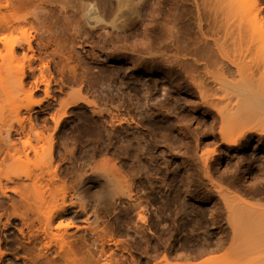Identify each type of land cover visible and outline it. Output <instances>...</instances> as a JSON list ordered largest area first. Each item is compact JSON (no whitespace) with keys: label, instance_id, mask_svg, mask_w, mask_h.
Masks as SVG:
<instances>
[{"label":"rangeland","instance_id":"obj_1","mask_svg":"<svg viewBox=\"0 0 264 264\" xmlns=\"http://www.w3.org/2000/svg\"><path fill=\"white\" fill-rule=\"evenodd\" d=\"M7 1L6 0H0V4H1L0 7ZM22 1H21L20 5H16V7H14V11H12L13 9L10 11V12H12V13H10L11 24L13 21V22H15V25L14 24L13 25L16 26V23L18 21H21V24H20V22H18L17 23L18 25L16 26V28H18V27H21V28L16 29L13 26L16 30L14 29V31H9V30H13V29H10L9 27H8V29H5V28H7V26L5 27V25L2 24L3 22L1 23L3 25L2 26L3 28L0 26V72H1L0 74H2L1 75V77H2L4 75L7 76V74H9L8 71H10V72L16 71V73L17 72L19 73L20 71L22 72V70H23L22 73L23 74L25 73L24 75L26 78L24 79V77H23V81H22L23 83L21 86L22 87L24 86L23 87L24 89L26 87V90H23V88H20L21 86H19L17 83H15L13 86L16 85L15 88L19 89V95L16 94V96H15V93L12 92L11 97H9L10 96L9 93H8V96H6L7 91L9 90L10 87L7 88V86L5 85L6 86V93H5L4 92L5 86L3 84H1L4 81H3V79H2V81H0V86H4V89H2L3 87L2 88L0 87L2 89L1 91L4 92V93H0L1 94L0 95V118L2 120V121L0 120V128L6 122V119H7L6 114L9 113L10 111L14 112L13 108L12 109L10 108V105L12 104L11 101L13 99H15L16 102L18 101L17 102L18 104L21 103L22 105L24 104V106H25V108H24L21 106V104H19L21 107V110H20L19 108H16L19 105H16L15 101L13 100L14 103L12 105L14 106V109L16 108L15 110H17V111L19 109V111H18L19 117L22 118V117H25L26 114L29 115V118H31L29 120L31 123H29V124H32V125H30V126H32V129L34 130L36 128L35 126H37L36 129L38 132H35V133H39V131H42V132L39 135L40 141L38 139H34V137H36V136H34V132L32 134L31 130L28 131L29 125H26V124H28V116L26 115L27 118L26 117H25V119L22 118L24 120V123L27 122L24 125L27 128V129H25L26 133L29 135V132H30V135L32 134L34 137H32L30 135H29L30 137L28 135H26V136L23 135V136H25L23 138L21 136L22 134L18 133V131L20 130L19 129L17 131V134H19L21 136V138H19L18 135L15 133V130H17V127L19 125H17V122H14V121H16V118H14L15 116H13L14 113L12 112L13 113L12 117L15 120L14 121L12 120L11 126H13V129L14 128L15 129L12 131L11 130L12 127H9L10 130L4 129V131L9 130L10 137H8V138H11V139H8V140L14 141L15 142L14 145H17L16 142L18 143V141H20V143L22 144L24 141L23 139H25L27 137H28V140H30V138L32 137L31 139L38 140L39 143H41V141L44 142L43 138H45V136L47 137V135L51 133V135H52L51 137L53 140L50 139V142L52 144L54 143L52 145V148H53V153L55 156L54 158H56L53 160V162L55 163V167L57 166L59 168V170H61V169L63 170L64 166H65V168H67V167H69V165H71L70 162L74 158V155H72V154H75L76 152L83 153L85 160H87V158H90L93 155H94L93 156L94 160L96 159V157L99 158V160L96 159L95 162H97V160H98V162L100 160H101V162L106 160V162L104 161V165L108 164L107 160L108 161L112 160L110 163H112V166H114L113 163H115L116 169L118 168V167H116V164L119 166V168L121 169L120 170L121 176L124 175V180H125L126 176H128L127 177L128 179L127 178L126 179L128 180L129 183L126 182L127 184H125V185H130V186H128V191L130 188L129 193H133V194H129L128 191L126 192V190H124V191L130 196L136 195L135 196L136 198L138 196L140 197V198L138 197V199L134 198L135 199L134 200L131 196V199H133V201L132 200L131 201L133 203H135L134 205H136L137 208L134 205L131 206L132 203L129 201L130 198H128L129 199L128 201L130 203L128 201L124 200V199H126V197H128V195L126 193H124V195H123L124 199L121 198V199H123V201L120 202L117 200L118 202L115 203V205H114L115 207L108 205L107 202L110 201L109 196L101 195L100 197H98L97 199H98L99 203L96 201L97 202L96 207H97V204L99 205L101 203L99 206L102 205V207L104 206L107 209H105L104 207H103V209H101L102 207H98V210H97V208L94 207L95 211L97 210L95 217L97 215L99 216L100 213L102 214V216L100 214L98 220H97L98 217L95 219L96 221L93 219V218H95L94 216H90L91 219L94 220L93 221L94 224L96 222L95 226H93L94 224H91L92 221L90 218H88V221H87L88 224L86 223V221L85 222L84 221H76V223H78V225L82 226L83 228L80 226L77 227V224L75 223L76 227L69 229V232L71 231L70 234H72L70 238L74 237V238H72V240H74V242L72 241L73 242L72 246L76 250L75 262L77 264L79 262H81L80 264H96V263L100 264L101 261L105 263L106 261H103L105 259V258H103V256L106 257L108 255V253L114 252L113 254L110 253L113 256H111L109 254L110 259L113 262V260H114L113 257H114L115 263L121 261V262H119V264L120 263H122V264H148V263L149 264H154V263L155 264H157V263H160V264H237L238 263L237 260L239 258L248 257L249 254H250L249 256H251V258L253 257V258H255L254 260L258 261L257 263L255 261V264H264V225H263L264 221H262V220H264V218L261 219L263 217V215H262V217L258 216L261 212L258 214L259 211L257 213L254 211L255 212L254 214H257L256 216H254V214H252L254 217L257 218V219L255 218L253 220H257V222L259 221L258 218L261 217L260 218L261 224H260V222H258V224L252 225L251 223L253 220L251 221V219L253 218V216H251L250 221L247 220L249 222V223L248 222L247 223L250 224V226H248V224H246L247 226H245L243 224L244 226L241 225L242 227H241V229H239L240 232L246 234L245 235L246 238L243 239L244 235L242 236V233H241V236L237 235V238H240V237L241 238L236 243V240H237L236 237H234L235 240H231L232 239V233L235 232L234 228L236 229V227H234V225L232 227H230L229 224L228 225L226 224V223H228L226 221H228V215L227 214H228V211H230V208L227 209L225 207L226 203H224L225 205L223 207L222 203L225 200H223L224 198L222 199V196L219 197L220 194L222 195V193H219L220 190L221 191L223 190L222 192L225 191L224 193H226L225 195L228 197L227 198L226 196H224L226 199L232 198L231 197L232 194L229 195L232 192L233 193L232 199L235 201H233L232 199H230L232 201L227 200L230 202V203L227 202L228 203L227 205L230 204L229 206H233L234 202H236L237 204L239 203L238 199H235L234 195L236 197H239L238 195L242 193L243 196H246V194L247 193L249 194V191L251 190L250 193L259 192L260 193L259 195H262V196H260L262 201L260 199H259V201L264 202V198H263L264 197V174H263L264 173L263 172L264 171V141H263L264 140L263 139L264 138V129L262 128L264 121H262V120L259 121L258 119H260V118H258V116H257L258 119L257 118H255V119L253 118L252 120L250 119L251 116H253V117L255 116V115L251 114L252 110L255 111V114L257 112L258 115L264 114V112L261 111L260 109H258L257 107H255V109H252V110L249 109L251 111V112H248V114H251L250 118H249L248 114L245 113L246 109L248 107L243 105L244 107L240 108V109L245 110V111L242 110V112H243L242 116L240 114L241 110L239 111V114L230 115L228 113H237L238 112L237 110H236V112H231L233 109L238 108L237 107L238 104L239 105L246 104L247 101H249L247 103H250V100H247V99H246V101L243 100L241 102H244V101L245 102L242 104L239 103V101L236 103L237 100H235V102H234V100L231 101V103L234 102L237 105H235L233 103L232 104L228 103L232 107H233V105L235 106L234 108H232L230 106L232 108V110H227L228 111V113L226 112L227 114L223 111L224 112L223 114L226 115V117H224V118H227V116H229V115L231 116V119L229 121L235 119L234 117L238 116V115L240 116V119L242 117L243 118L246 117V119H247V117H248L250 119V122H247L246 125H249V126L254 124V123L256 124L257 121H259V122L262 121V126L260 128L257 127L256 125L254 127L250 126L251 129L253 130V128H254V130L253 131L250 130L249 132L247 131L246 134L244 135L246 137H244V136L242 138L240 137L241 140L238 138L239 132L238 133L236 132V134H234L235 137L234 136L233 137L236 138V136H237L238 141H236V143H235L236 146L234 149L233 148L234 144L233 145L227 144L224 140H220L221 139V137H219V136H221L220 130H217V129H219L218 126H220L222 124L220 122V120H222V119L219 120L220 115H218V114H217L218 116L216 115L218 117V119H216L217 118L216 116H213V114L215 115V113H213V111L217 113V111H215V109H210L212 107L206 106V104L202 105V102L204 100L203 96H205L202 94L204 90L203 91L200 90L201 94H199V95H203V96H199L198 92H197V88H196L197 86H199L198 91H199L200 87L205 88V89L207 88L208 90H210V91H208L206 89L205 91H207V94H208V92H209V94H212L213 97L210 95L206 96L205 97L206 101H208L209 99L211 100L212 98L216 99L217 97L220 99L219 96H221V97L223 95L226 96L227 90H229L228 95L231 93H232V95H234V94L236 95V94L240 93L238 95L245 97L246 91L248 90V89L245 90L247 88L246 84H245L246 80H242L245 78L238 80L239 77H237L235 74V72H237V71H235L233 73V69H235V67L230 65V63H233L234 60H235V63L245 61L244 62L245 66H246V61H248V63L251 62L250 66H249V64H247V66H246L248 71H247V69L243 68L246 70V72H245L246 74L245 75L243 74V75L245 77L247 75L248 77L251 78V80L249 78H246V79H248L247 81L251 83V86L264 87V83H263L264 80L261 79V78L264 79V75H263L264 74V72H263L264 71V65H263L264 64V30H263V33L260 35V33L255 32L256 30H254V28H252L250 25H248V24H250L249 19H250V17H252L250 15L253 14V10H254V13H255V11H257V12L261 13L260 15H263V17H264V0H255V1L247 0V2H245L246 1L245 0V1H243V3L245 2L247 4V6H246V4L244 5L245 8L243 7V4H241L242 3L241 0H239V2H238V0L237 1L233 0L234 2L236 1V3H240L242 5V7L240 5L239 9H237L236 7H237V5L239 6V4L234 5L235 9H237L238 11H237V13H236V11H235V13L231 12V13H234L232 15L231 19H229L231 17V15H229L230 16L229 17L228 13L226 15V16H228V19H227V17L226 18L223 17V16H225L224 13L227 12L228 10L226 8V9H224L225 12H222L223 8L226 7V5H224L225 7H222V5L225 2L227 4L228 1L232 2V0H228V1L225 0V2L223 4H222L223 0L221 3L219 2V0H216L217 2H219L221 4L222 8L220 6H218L216 4L217 2L214 0H212V1H214L215 3L212 2L211 0H131V2H130V0H128L129 3L127 1L125 3V5L127 4V6H124V7H127L126 9H124V7L122 9V7H120L124 4L123 3L122 5H120L122 3L120 1H123V0H119L120 4L116 0H111L112 3H113V1H116L117 2L116 4H119V5H114V6H116V7L119 6L121 8L120 9L118 7L120 9V11L118 10L119 14L116 11V14L118 17L115 16V17H113V19L119 18V21L117 19V21L119 23H122L120 21H123V20L125 22H127V24H126L123 21L124 23H122V24H125L124 26L123 25L120 26L121 24L119 25L120 27H122V30H120L121 28L118 26V22L115 21L116 19L112 20L111 26L115 27L113 25V21H114L115 25L117 23V27H116L117 29L114 28L111 30L109 28L110 27L109 24L111 22V20L109 19L110 16L107 13H105L104 11H99V13L103 12L102 16H101V13L98 14V12H94V11L91 12L93 14L94 13L97 14L98 17H95L88 12L89 13L88 15H91V17L89 16L88 18H92V20H93L94 19L93 17H95V20H94L95 23L92 20L89 21V19H88L87 27H86L85 20L83 21L84 23L82 22V24L80 23L81 24L80 25L79 22L82 21V19L80 20L82 12L80 13V15H78V13L80 12V9H79L80 4L77 3V2H81L80 0L79 1H77V0H48V1H51L50 2L51 5L48 1L46 2V0H36L37 2H35V0H29L30 2H28V0H22ZM38 1H39V3H38ZM41 2L44 4H42ZM97 2H98L97 0L94 1V3H97ZM13 3L15 4V2H13ZM40 3H41V5H40ZM75 3L77 4V6H74ZM232 4H234V3L232 2L231 6H232ZM42 5L44 6L43 8L45 10H42L43 9ZM229 5L227 4V7ZM4 7H5V5H3V8L1 7V11L3 9L4 13H5ZM74 7H75V9H74ZM217 7H218V9H217ZM246 7H250V9L252 7L253 10L247 11V9H249V8L246 9ZM220 8L222 9L221 11H220ZM229 8H230V6H229ZM242 8L244 11L240 10ZM58 9L61 11H59ZM78 10H79V12H78ZM121 10H122V12H121ZM232 11H234V9ZM129 12H130V14H129ZM99 15L101 17H103L102 18L103 21L106 20V21H104V23L107 22L106 24H108V21L110 20V22L107 26H105V24H103V21L99 18L100 17ZM78 16H80V17H78ZM82 16H83V14H82ZM108 16H109V18H107L108 19L107 20L106 17H108ZM223 18L227 19V25L228 24L231 25L233 23L235 25H233V24L232 25L235 27L233 28L232 25H231L232 28H231V26L229 27V25L227 26L225 24L226 20H224L225 22L222 21ZM26 19L28 20V22ZM78 19H79V21L77 22ZM83 19H85V18L83 17ZM10 20H9V24H10ZM22 20H26L23 22H27V23H22ZM228 20H229V22H228ZM74 21L76 23H74ZM90 22L92 24L94 23L93 24L94 27ZM129 22H131V23H129ZM238 22H239V24H238ZM132 23H134V24H132ZM74 24H75V26L79 25L78 29L80 27L82 29L80 28L79 29L80 31H79L74 26ZM83 24H84V26L82 27ZM89 24H91V25L89 26ZM20 25H22V26H20ZM101 25H102V27L103 26H105V27L102 28ZM126 25H128V26H126ZM251 25H253V24H251ZM73 26L77 29V31H75L76 33L78 31H79V33H81V32L83 33L85 30L89 33H87V32H85L83 34L81 33L82 36L79 33L76 34L73 31L75 29V28H73ZM223 26L229 27V28L226 27V30L231 29L232 31L231 32L225 31V28ZM238 26H239V28H238ZM113 27H111V28H113ZM104 28H105V32H103ZM89 29H90V31H89ZM94 29H97V30H94ZM107 29H109V30H107ZM21 30L22 31L24 30V31L21 32ZM91 30L92 31L94 30V31L92 32ZM100 30H101V32H100ZM106 30H107V32H106ZM114 30H117V31H114ZM27 32L29 33V37H31V35L33 36L31 39L34 41L31 40V44L34 43V46L32 45L33 46L32 48L34 49V51H31V49L29 51H27L28 49L27 50L24 49L27 47H24L26 44L25 43L23 44V42H22L23 40L22 41L20 40L22 42V45H21V42L17 40L18 38L24 39L28 35ZM99 32H100V35H99ZM108 32L110 35L113 33L115 34V32L119 35L116 38L114 37L115 35H111V37H110V36H108L109 35ZM22 33H27V35H25V37L22 38V35H23ZM122 33H123V35H122ZM105 34H106V36H104ZM203 34H205V35H203ZM20 35H21V38H20ZM101 35H103V37H101ZM100 38L102 39V41ZM120 38H122V39H120ZM15 40L20 43V44L17 43L18 44V46L16 45L17 47L15 46V42H14ZM125 40H127V41H125ZM159 41H161V42H159ZM106 42H108V43H106ZM109 42H111V43H109ZM104 43H105V46H104ZM121 43L123 46L121 45ZM124 43H126V44H124ZM124 46H125L126 50H124ZM157 46L158 47L162 46V47L160 49ZM103 47H105V48L107 47V49H106L107 51ZM110 48H112L113 50H115L116 48H119V49H117L118 53L116 50L113 51ZM142 48H144V49L141 50ZM147 49L151 52L154 50L155 52L153 51V53L150 52V54H149L147 52L148 51ZM23 50L26 52H23ZM139 50H141V51H139ZM123 51H125V52H123ZM146 52L148 53V55H146L147 54ZM120 53H122V54L120 55ZM188 53L190 56L188 55ZM69 54L72 55L73 57L67 56ZM112 54H113V56H112ZM127 54H129V55H127ZM142 54H144V55H142ZM162 54H164V55H162ZM193 54H194V57H193ZM25 55H26V57H25ZM33 55H34V57L36 56L35 57L36 59H34V58H33L34 60L29 59V57L31 56V58H32ZM141 55H142V57H141ZM161 55L164 57H165V55H167L166 59H163L161 57ZM184 55L186 57H183ZM227 55L229 57H227ZM117 56H118V58H117ZM123 56H126V57L124 58ZM149 56H151V59L149 58ZM223 56H226L225 57L226 59ZM66 57H70V58H66ZM71 57H72V59L73 58L74 59L72 60ZM171 57H173V58L175 57L174 61L175 60L176 61L174 62L173 60H171V59H173ZM239 57L240 58L242 57V59H241L242 61L239 60L240 59ZM243 57H247V59H245ZM75 58H78V59H75ZM142 58H143V60H141ZM161 58L164 61L166 60L165 62H167V63L162 61ZM168 58L170 59L169 60L170 63H168L169 61H167ZM182 58H183V60H182ZM192 58H194V59H192ZM227 58L230 60L232 59L231 60L232 62H229L230 60H227ZM66 59L71 60V61L69 60V63L71 64V66H69L70 70L72 68V64H73V67H75V65H76L75 69H77V70L75 71L74 68H72L73 73L72 72L70 73L69 69L66 70V68H68L67 64L70 65L69 63H66V61H67ZM110 59H112V60H110ZM191 59L193 60L194 64H192ZM243 59H245V60L243 61ZM177 60L179 62H177ZM188 60H189V63H187ZM114 61H116V62H114ZM180 61H182L181 62L182 67L180 65L182 70L179 69L180 68L179 67ZM223 61H225V62L227 61V62L223 63ZM40 62H42V64ZM142 62H144V64ZM65 63H66V67L64 66ZM136 63H138L139 65ZM221 63H223V65ZM80 64H81V67L83 66V68H81V67L77 68L80 66ZM84 64L85 65L87 64V66H85ZM89 64H90L91 69L88 66ZM91 64H93V65H91ZM133 64H135L136 66ZM198 64H199V66H198ZM237 64H235V65H237ZM240 64L242 65L243 63H240ZM132 65H133V67H132ZM164 65H165V67H164ZM188 65L191 68L192 72L194 71L191 74L189 73V72H191V70H190V68L188 69ZM193 65H194V68H193ZM195 65L198 66L199 68H197ZM224 65H227L226 67H228V68H226ZM29 66H31L30 67L31 69L28 68ZM41 66H44V67H41ZM174 66L175 67L178 66V67L175 68ZM238 66H239V64H238ZM243 66L244 65H242V67ZM262 66H263V68H262ZM134 67L135 68L137 67L136 68L137 70ZM183 67H184V70H187V71L190 70L188 73L190 75H193V77L196 78L195 80H198V82L196 81V85H194V83H195V81L193 80L194 78H192V76H190L187 73V71H186V75L183 74L184 73V72H182V71H184ZM185 67H187V68H185ZM201 67H203V68H201ZM219 67H223V69H221ZM21 68H22V70H20ZM84 68L86 71H88V72L85 71V74H84L85 76L83 75L84 72L81 74V69H84ZM143 68H144V70H143ZM28 69H30V70H28ZM88 69H90V70H88ZM166 69H168V70H166ZM219 69L226 70L225 73H224V71H222L223 76H221V71ZM227 69L229 71H227ZM239 69H241V68H239ZM31 70H34L33 71L35 73V74L33 73L34 77L32 76L33 74L32 75L29 74L31 72ZM39 70L40 71L43 70V71H41L42 75H41ZM91 70L93 73L91 72ZM66 71H69L68 73H70V74H67ZM74 71L76 74H74ZM4 72H7V73L5 74ZM96 72H98V73H96ZM229 73H230L229 77L232 76V78L235 77V79L237 77V79L235 80V79H232L231 77L230 78L224 77V75L227 76ZM71 74L74 76L72 77L71 80H69L68 78H69V76L71 77ZM93 74H94V76H93ZM239 74L240 75H238V76L242 75V73H239ZM18 75H20V74H18ZM29 75L31 77H29ZM97 75L101 78L102 82H104V83L101 82L100 78H98ZM179 75L181 77L182 76H184V77L181 78ZM103 76H105V77H103ZM185 76L187 77V79ZM189 76L191 77L192 81L194 82L193 84L191 83V79L189 80V78H190ZM1 77H0V79H1ZM36 77L38 78L39 81L37 80ZM2 78H4V77H2ZM13 78L15 79L18 77H13ZM46 78H47V80H45V82H44V79H46ZM94 78L97 80L99 79L98 83L99 82H101V83H99L97 85V83H96L97 80H95ZM210 78L212 79V81ZM215 78L219 79V81ZM7 79H8L7 81L9 82L10 81L9 78H7ZM33 79L34 80L36 79V80L34 81ZM220 79H222V80H220ZM26 80L29 82H27ZM31 81H33V82L31 83ZM41 81L44 83L41 84ZM78 81H79L80 85H78L79 84ZM253 81L254 82L257 81L258 83H256V82L253 83ZM92 82H94L93 85H92ZM221 82H226L230 86L225 85L224 83L222 84ZM29 83H31V87H30ZM49 83H50V85H49ZM242 83L244 85L243 88L241 86L234 85V84H238V85L240 84L241 85ZM45 84H47V85H45ZM7 85H9V84L7 83ZM44 85L46 86V88H48L47 93L44 92V89H45ZM206 85H208V86H206ZM218 85L220 87H222L223 89L225 88V90H221V88ZM217 86H218V88H217ZM247 86H248V84H247ZM12 88H14V87H12ZM209 88H211V89H209ZM218 90H221V91H218ZM240 90H242V91H240ZM243 90H245V92ZM16 91L17 90H15V92ZM23 91H26V93L23 94L24 93ZM222 91H224V92H222ZM9 92L11 93V90ZM21 92H23V93H21ZM213 92H215V93L217 92L216 96L214 95L215 93L213 94ZM79 94H82V96H79ZM69 95H71V96H69ZM232 95L230 96L231 99H233V97H235ZM86 96H88L89 98ZM94 96H95V98L97 96V98L96 99L94 98L95 100L94 99L92 100V98ZM224 96H223V98H225ZM70 97H72V98L69 99ZM77 97L78 98L82 97V100H84L85 103H82L83 101H81L80 100L81 98H80L77 100L78 102L75 101L76 102V104H75L74 98H77ZM84 97H86L85 98L86 100L84 99ZM112 97H113V100L111 99ZM208 97H209V99H208ZM102 98H104V99H102ZM108 98H110V99H108ZM235 98L238 99L237 96ZM98 99H100V101H98ZM118 99H120V100L118 101ZM200 99H203V100L201 101ZM215 99H213V100H215ZM217 99L214 101V103H216L217 101L219 102V100H217ZM68 100H70V103L67 102ZM71 100H72V102H71ZM122 100H124V101L127 100V101H125L126 102L125 103ZM225 100H228V99H225ZM27 101H29V104H33L31 106V108H29L30 105L28 104L29 106L26 109V106H27L26 102ZM97 101L99 103L104 101V104L106 102V104H105L106 106L109 103V105H108L109 107L104 106L103 103H100V105H102V106H100V105H98ZM116 101H118V102H116ZM123 102H124V105H123ZM128 102H129V104L132 103L133 105L129 106ZM71 103H73L74 105ZM79 103H80V105H79ZM110 103L113 104V106ZM115 103L116 104L118 103L116 106V108L118 107L117 109L114 106V105H116ZM150 104H151V106H150ZM199 104L201 106H199ZM220 104H221L220 106L216 104L217 108H219V109L222 108L223 106H226V103H224L223 100ZM152 105L155 107H153ZM251 105H253V104H251ZM87 106L92 107V108H96V109H91ZM103 106H104V109H102ZM120 106H122V108ZM157 106H158V108H156ZM227 106H226V108H227ZM111 107H113V108H111ZM204 107H205V110H204ZM245 107H246V109H245ZM23 108L25 109L24 111H23ZM64 108H69V109H71V111L69 109L67 110ZM108 108H110V109H108ZM132 108H133V110H132ZM155 108L157 109L156 111H154ZM224 108L220 109V111L218 113H220V112L222 113V110H224ZM251 108H253V107H251ZM58 109H59V111H58ZM111 109H112V112H115L116 114L118 112L121 113V114L118 113L121 116L124 113L125 116L127 115L125 118H127L128 115L131 114L127 118L128 119L126 121L127 123L124 122L123 123L124 125L122 124V126H118L119 128H117V130H112V131H111V129L109 130V128L107 126L108 124L103 125V123H106V122H104V119L102 120V117L105 118L104 116H106V119H108V121H109L110 118L108 117V115H105L106 114L105 111L107 110V112H110ZM119 109H121V110L119 111ZM207 109H209V111L211 110L210 113ZM103 110H105V111L101 112ZM20 111H21L22 115H20L21 114ZM26 111H27V113H26ZM11 112H10V114H11ZM24 112H25V115L23 116ZM55 112L58 113L61 116V118ZM94 112L96 114H94ZM98 112H100L101 115ZM28 113H30V114H28ZM52 113L54 114L53 115L54 118L51 117ZM30 115H31V117H30ZM55 115L56 116L58 115L59 118H57ZM90 115L92 118L90 117ZM135 115H136L137 119L135 118ZM148 115H150V116H148ZM225 115H223V116H225ZM145 116H146V118H144ZM2 117L3 118L6 117V119H3ZM8 117H9V115H8ZM10 117H11V115H10ZM55 117L57 119H60V120H57V122H56V120H53V119H55ZM130 117H131V119H130ZM132 117H133V119H132ZM140 117H142L143 119H140ZM162 117H164V118H162ZM232 117H233V119H232ZM262 117L264 118V115ZM34 119H35V121H34ZM92 119H93V122H92ZM106 119H105V121H107ZM246 119H245V121H246ZM249 119L247 121H249ZM133 120H134V122H133ZM54 121H55V124H54ZM100 121H101V123H100ZM108 121H107V123H108ZM137 121H138V124L136 123ZM225 121H227V119ZM34 122H35V125H34L35 128L33 127ZM10 123H11V121H10ZM56 123H57V125H56ZM99 123H100V125H99ZM219 123H221V124H219ZM127 124L129 127H127ZM143 124L145 127L143 126ZM149 124H151V125H149ZM236 124H237V122H236ZM237 126H238V124H237ZM237 126H235V127L237 128ZM4 127H6V126H4ZM122 127H123V129H122ZM146 127H148V128H146ZM95 128H97V129H95ZM101 128H103V129H101ZM105 129H107V131ZM119 129H122V130L120 131ZM132 129H134V130H132ZM234 129L235 128H233V130ZM239 129H242V128L239 127ZM1 130H3V129H1ZM94 130H97L98 132L96 131L97 133H95ZM103 130L106 131L107 133L104 132ZM236 130H238V129H236ZM243 130H247V128L242 129L241 132H243ZM255 130H258L259 132H256ZM102 131H103V133H102ZM12 132H14V133H12ZM19 132H21V131H19ZM111 132H112V134L116 133L115 135H117V137L114 134H113V136H111ZM130 132H132V133H130ZM137 132L139 133L140 136L143 137V139H142V137H140L137 134ZM154 132H156V133H154ZM42 133H44V134H42ZM120 133H121L120 136H122V137H120L118 135ZM125 133H126V135H125ZM141 133H143V134L141 135ZM249 133H250V135H249ZM1 134H3L2 131L0 133V139L2 140L4 137ZM105 134H107L108 136ZM109 134H110V136H109ZM134 134H136V136L138 138L135 137ZM148 134L150 137H152L153 135L155 137L150 138L148 136ZM218 134H219V136H218ZM231 134H233V132ZM86 135H87V137H86ZM258 135H260V136H258ZM77 136H78V138H77ZM94 136H95V138H93ZM48 137L51 138L50 135ZM133 137H134V140L136 142L132 139ZM40 138H42L43 140H41ZM49 138H47V141H49ZM118 138H119V140L121 138V140L118 141L117 140ZM126 138L128 139V141ZM130 138L132 139V141ZM160 138H162V139H160ZM244 138H246V139H244ZM89 139H91V141ZM138 139H140V140H138ZM152 139H154V140H152ZM231 139H233V138H231ZM1 140H0V143H1ZM79 140H81V142ZM85 140H87L86 142H88V143H86ZM83 141H84V143H83ZM152 141L154 144L151 143ZM2 142H4V141L2 140ZM30 142H32V140H30ZM122 142H124V143H122ZM222 142H224V143H222ZM239 142L242 144H240ZM8 143L9 144L11 143L10 145H12V142L8 141ZM32 143H33L32 144L33 146L36 144L38 145V142L36 143L35 141H33ZM34 143H36V144H34ZM45 143H46V141H45ZM48 143L49 142H47V146H48ZM51 143H49V145H51ZM94 143L96 146L94 145ZM165 143H166L167 148L165 147ZM244 143L246 144L245 146H244ZM247 143H249V144H247ZM2 144L4 145V143H2ZM19 144L17 147L20 148ZM129 144H130V146H128ZM139 144H140V147L142 146L141 149H143V151H146V152H140L141 150H140ZM221 144H222V146H221ZM3 145H1L2 149L0 148L1 149L0 152L2 150H3L2 152H5V150H6V148L3 149ZM55 145H56V147H55ZM119 145H121L123 148ZM5 146L6 145H4V147ZM94 146H95V148H94ZM124 146L126 147V149ZM39 147L41 148L42 144H40ZM43 147L46 148V145ZM105 147H106V149H104ZM119 147H121V148H119ZM133 147H136V148L132 149ZM147 147H149V148H147ZM64 148H66V149H64ZM115 148H117L118 150H116ZM137 148H139V150ZM67 149L70 151L72 150V152H70L71 154H69V151H67ZM91 149L95 152H93ZM102 149H103V152H104V150H106L104 152V154L102 152ZM108 149H110V150H108ZM124 149H125V151H124ZM20 150H23V148H21ZM40 150H39V152H40ZM126 150H128V151H126ZM133 150L135 151V153L133 152ZM151 150H153V151H151ZM159 150H161V153L163 152V155L159 154L160 153ZM10 151H11V149H10ZM63 151H65V152H63ZM66 151L68 152V154H66L67 153ZM96 151L98 153L102 152V154H97ZM129 151H130V153H129ZM210 151H214V152L211 153ZM29 152H31V151H29ZM29 152H28V154L30 155L31 153H29ZM87 152L90 154H93V155H90ZM124 152L126 153V157L128 156L130 159L125 157ZM138 152H139V154H138ZM21 153L22 152H20L19 154H21ZM56 153L57 154L60 153V154L57 155ZM61 153L63 154V156L61 155ZM64 153H65V155H68V156L70 155V156L64 157L65 156ZM78 153H76V155ZM106 153L109 155H111V153H112L111 159ZM201 153H204L206 156H202ZM209 153H210V155L207 156ZM105 154L107 155L108 159H104V157H106ZM119 154L121 157L119 156ZM145 154L147 156L149 154L148 157H150L151 159H149L147 156H145ZM172 154H175V155H172ZM8 155L9 154L3 155V153L0 155V157H2L1 159H4L6 161V162L4 161L5 162V164H4V162L2 163L1 159H0V164L2 163V166L0 165L1 175L3 172L2 167H4V166H5L4 170H6V172H11V174H13L14 173L13 170L21 168V170L19 171L21 173L22 167H23V171H24V169H26V167L22 166L21 164L20 165L22 167L18 166V163H21V161H22L24 163V165L27 166V164L29 165V160H30L29 158L35 159V158L39 157L40 155L42 156V153L40 152L39 156H36V157H32V156L28 155L29 156L28 161L25 160V162H27V163L24 162L25 158H23L22 160L17 161V164L13 162L15 154H13L9 158L10 160L8 159ZM22 155L23 154L16 155V158H17V156H19L18 158H20V157L22 158ZM99 155H101V159H100V157H98ZM103 155H105V156L103 157ZM161 155H162V157H161ZM6 156H7V159L9 161H7ZM57 156H59V157H57ZM155 156H156V158H154ZM199 156L205 157V159H207L205 161L208 164L207 165H206V163L202 164V160H201L202 157L200 158ZM3 157H5V158H3ZM61 157H64L65 161L62 160L63 158H61ZM163 157H164V159L165 158L166 159L164 160ZM60 158H61V161H60ZM153 158L156 161L160 160L161 164H163L164 161L165 162L169 161V162L164 163L165 167L163 165H162L163 167L160 166V168H161L160 169L159 168L160 163L158 161L156 162ZM158 158H160V159H158ZM39 159L41 160L40 157H39ZM66 159L67 160L69 159V160L66 161ZM113 159H114V162H113ZM126 159H128V160H126ZM35 160H36V162L33 161L34 163L32 162V164L35 165L36 163L40 162L42 165L43 164L45 165V163H43V161L45 160L44 162H46V157L44 159L42 158L41 161L38 160V158ZM30 161H32V159ZM57 161L58 162L60 161V162L58 163ZM62 161H64V162H62ZM7 162H8V164H7ZM47 162H48V160H47ZM53 162H52V164L54 165ZM98 162H97V164H99L98 166H100V167L103 166L102 165L103 163H101V165H100V162L99 163ZM40 163L38 164V166L41 165ZM110 163H109V165H110ZM135 163H136V166L134 165ZM10 164H12V165H10ZM15 164L18 167L17 166L15 167ZM32 164L30 166H27V169L29 167V170L31 172L34 170L35 167L38 168V166H36V165H35V167L32 168L31 167V166H33ZM47 164H49V163H47ZM65 164H69V165L67 166ZM156 164H159V165H156ZM170 164H172V166H174V167L176 164L177 165L179 164L180 166L176 165V168H173ZM6 165H9V166H6ZM53 165L51 167H53ZM106 165L103 166L104 168L103 167H101V168L105 169V168L109 167L108 165L106 167ZM41 166L39 168H41ZM43 166H42V169H40V170H44L46 167H48V165H45L46 167L44 166V168H43ZM132 166H135V167H132ZM205 166H207L206 167L208 170L207 173H206L207 170L206 171L204 170ZM13 167H15L16 169H13ZM166 167H168V169ZM237 167H239V168L236 169ZM31 168H32V170H31ZM49 168L50 167H48V169ZM131 168H132V170H131ZM138 168H139V170H138ZM155 168H157V169H155ZM162 168H164V169H162ZM142 169H143V171H142ZM235 169L237 171H235ZM137 170H138V173H137ZM167 170H169V171L171 170V172H169ZM36 171L37 170L35 169V172ZM45 171H46V169H45ZM118 171H119V169H118ZM127 171H130V172H127ZM35 172H32V173H35ZM37 172L39 174V169ZM42 172H44V171H41V174H42ZM134 172H136V173H134ZM139 172H141V173L139 174ZM204 172L206 174H204ZM132 173L135 174V176ZM11 174H8L10 176L7 175V177L10 178L12 176ZM17 174H19V173H17ZM131 175H132V177H131ZM173 175H175V176H173ZM3 176L4 175H2L1 178ZM13 176H15V175L13 174ZM20 177H22L23 180H25L24 177L22 176V174L20 175ZM129 177L131 178V180H129L130 179ZM211 177H212V179H211ZM256 177H258V178L260 177V178L258 179ZM3 178L5 179V177H3ZM9 178H8V180H9ZM14 178L11 177L12 181L15 182L17 179L14 180ZM199 178H201L203 181ZM2 179H0V180H2ZM73 179H74V177L73 178L70 177L68 181L70 183L72 182V184H73V181H71ZM134 180H136V181H134ZM198 180H199V182H198ZM211 180H212V182H211ZM242 180H243V182H242ZM251 180L254 181L255 183H253ZM7 181L5 182V183H7V185L9 183L12 184V182H7ZM130 181L131 182L133 181V183H131ZM194 181H197V182H194ZM2 182H4V180ZM134 182H135V185H134ZM209 182H211V183H209ZM130 183L132 184V186ZM232 183H235L236 185L232 184ZM251 183H253V184H251ZM262 183H263V185H262ZM10 184H9V187L12 186ZM245 184H248L251 186H248ZM218 185H219V188H218ZM231 185H233L234 188ZM214 186H217V187H214ZM235 186L237 187L236 190H235ZM212 187H214V188H212ZM211 188H212V190H211ZM125 189H127V187ZM218 190H219V192H218ZM233 190H235V191H233ZM122 191H123V189H122ZM131 191H133V192H131ZM236 191L241 192V193H239L237 195V193H235ZM215 192H216V194H215ZM224 193H223V195H224ZM10 194H11V192L8 193L9 202H8V198H5V197L3 198L0 195V198H1L0 204H2L1 205L2 207L0 206V210H1V214H0L1 215V218H0V234L1 235H0V237H2V238H0V250H1V252H0V264H47L46 263V261H47L46 257L44 259L42 257L37 258V251L36 250L31 252L29 254V256H27L25 254L23 255L24 252L22 249H21L22 250L21 251L20 248L16 247V246H18V242H17L18 241L17 240L18 234H17V231L15 230V227L17 225L19 227L20 223L14 219H13V221L14 222L16 221V222L13 223V221L11 219L10 224H9V222H7V219H6L7 217H5V216H8L7 212H9L10 209H12V207L10 206L12 202H10V200H11V197H13V193L11 195ZM125 194L127 196H125ZM13 198L17 201L16 197H13ZM4 199L6 202H8L7 204L4 201ZM14 199H12L11 201L15 202ZM103 199L105 202L103 201ZM136 200H138V201H136ZM134 201H136V202H134ZM127 202L130 205H128ZM139 202L143 203L144 207L146 206L145 210H144V207H141L143 210L140 209L141 205L139 204ZM219 203H221V204H219ZM257 203H258L257 207L260 208V211H263L264 210V208H263L264 203H261V205H259L258 201H257ZM106 204H107V206H105ZM116 204H120V205H118L119 207ZM3 206L5 207V210L4 209L3 210L6 211V214H5V212L4 213L2 212L1 208H3ZM8 207H9V210H8ZM128 207L129 208L132 207L133 211L130 210ZM138 207L140 210L144 211V214H143V212L141 213V211L138 210ZM112 208L113 209L116 208V209H114V211H116V212L112 213V211H113ZM224 208L226 209V211L224 210ZM261 208H263V209L261 210ZM111 209H112V211H111ZM123 209H124V211H122ZM135 209H136V212L140 211V212H138V214L141 213L139 215H141V216H142V214L144 215L145 218L142 219V222L141 221L138 222L139 216H137L138 214L135 213V211H134ZM178 210H180V212ZM240 210H241V208H240ZM244 210L245 209H243V211ZM224 211L226 212V214ZM104 212L105 213L108 212V213H106V215H105ZM118 212H119V214H118ZM145 212H147V213L145 214ZM237 212H241V211H237ZM133 213H135V215ZM233 213H235V212L233 211ZM263 213H264V211H263ZM211 214H213V215H211ZM222 214H224V215H222ZM250 214H249V216H250ZM235 215H238V214H235ZM243 215L241 216V218L245 219L244 218L245 216L243 217ZM115 216H116V218H115ZM127 216H129V217H127ZM221 216L223 219L221 218ZM224 216H226L225 217L226 219L224 218ZM136 217L138 220L136 219ZM215 217L216 218L218 217V218L216 219ZM118 219H119V221L116 222V220H118ZM129 219H131V220H129ZM210 219L212 220L213 223H211ZM219 219H221L222 221ZM145 220H146V222L143 223ZM214 220H216V221H214ZM218 220H219V222L221 221L219 224H218ZM238 220H239V216H238ZM238 220H236V221H238ZM112 221L116 222V223L114 224ZM208 221H210V223ZM257 222H255V223H257ZM5 223H7L8 225L5 227L2 226ZM79 223H81V224H79ZM173 223H174V225H173ZM234 223H236V222H234ZM243 223H244V220H243ZM253 223H254V221H253ZM85 224H87L88 226L91 225L93 228H91V226H89V228L93 229L92 231H94L95 229L97 231H100L103 228L102 231H104V233L102 231H100V233L97 232V235L100 234V236H101V234H104V237H106L105 235H108L107 236L108 238L106 237L107 240L102 239V238L100 239L101 243L103 242L102 240H104L108 246V248H107L106 244L104 243L106 246V247L103 246V254L104 255L103 254L101 255V253L99 252L100 244L97 243V242H99L98 241L99 238H97L98 236L95 237L96 230L94 231V236H92L93 232L91 233V230L88 228L87 225L86 226L88 229H85L86 228ZM192 224H194V226H195V228H197V230L194 229ZM241 224H242V220H241ZM228 226H229V228H228ZM236 226H237V224H236ZM97 227H98V229H97ZM230 228L233 229L234 231L233 230L230 231ZM237 228H238V226H237ZM88 230H89V232H88ZM105 233H107V234H105ZM234 235H236V234H234ZM238 236H240V237H238ZM12 237L14 239H12ZM196 237L199 238V241L197 240L198 238L196 239ZM96 238H97V240H96ZM109 238H111V240H109ZM217 239H218V241H217ZM12 240H14V242L16 241L17 243L16 242L14 243ZM203 240H205L206 243H204L205 241L203 242ZM106 241H108V242H106ZM211 242H213V243H211ZM216 242H222V243L224 242L223 244H225V246L226 245L229 246V242H231V243L233 242V243L232 244L230 243V245L232 246V247L230 246L231 248L230 247L228 248V246L224 247V245H222V243L220 245L221 247L219 246V247L215 248L214 243H216ZM243 242L245 243V245ZM251 242H253L252 243L253 246L249 245V244H251ZM187 243L189 245H185ZM199 243H201L202 245ZM238 243H240V245ZM11 244H13V245H11ZM14 244H16L15 247H14ZM115 244H116V248H119L118 250L115 249ZM197 244H199V245H197ZM25 245L29 246L28 244H25ZM190 245H191V247L189 248ZM7 246L9 249L7 248ZM51 246L52 247H50V248H54V250L56 252V249H55V246L53 245V243ZM117 246H120L122 248L117 247ZM241 246H244V247H241ZM223 247H224L223 250L226 251V252H224L226 254V256L229 255L228 257H224L225 255L223 254L224 259H223V257L221 258V254H222L221 250ZM235 247H238V249ZM240 247H241V249H240ZM104 248L107 251V253H106V251H104ZM232 248L236 249V251L235 250L233 251ZM109 250H110V252H108ZM19 251H21V252H19ZM49 251L51 253L53 251V249H50ZM231 251H232V254H234V257H235V255H238V256L241 255L242 252L245 254H243V257L239 256V258H236V257L234 258L233 255H230ZM53 252L51 255L56 256V253H53ZM169 252H171V253H169ZM209 252H210V254H208ZM213 252L216 256L213 254ZM233 252H235V253H233ZM50 253L48 252L47 256H48V254L50 255ZM98 253H100L99 256H98ZM194 254H196L197 256ZM246 254H248V255L245 256ZM51 255L48 256V257H50V259H51ZM26 256H27V258H26ZM54 258L55 257H52V261H53L52 263H54L55 261L58 263V260L60 258L59 257H57L59 259L55 258L56 259L55 261H54ZM100 258H102V259H100ZM117 258L118 259L120 258L119 261ZM212 258H215L216 260L212 259ZM217 258L218 259L221 258L222 260L221 259L217 260ZM45 259H46V261L44 262ZM245 259L247 260V258H244L242 260L239 259L238 261H239V263L240 262H242V263L248 262ZM60 260H59V264H60ZM146 260H147V262H146ZM244 260H245V262H243ZM102 262H101V264H103ZM61 263H62V260H61ZM251 263H252V261H251ZM251 263L249 262L248 264H251ZM111 264H113V263H111ZM116 264H118V263H116ZM253 264H254V262H253Z\"/></svg>","mask_w":264,"mask_h":264},{"label":"bare ground","instance_id":"obj_2","mask_svg":"<svg viewBox=\"0 0 264 264\" xmlns=\"http://www.w3.org/2000/svg\"><path fill=\"white\" fill-rule=\"evenodd\" d=\"M7 1V0H6ZM21 1L22 0H8L7 2H5L3 5H5V13H4V10L2 9V11H1V7L3 8V5L0 7V26L2 27L3 25H5V27L7 26V28H5V29H8V27L10 28V29H13V30H9V31H14V29L16 28V26L18 25L17 23L18 22H20V24H21V21H18L17 23H16V26H14L15 25V22H13L12 21V24H11V20H10V13H12V12H10L12 9V11H14V7H16V5H20V3H21ZM48 0H46V2H47ZM77 1H79V0H77ZM76 1V2H77ZM81 2H77V3H79L78 5L80 6L79 7V9H80V12H79V10H78V15H80V13L82 12V14H83V16H82V14H81V18H80V20L82 19V21L81 22H79V24L81 23L82 24V22L85 20V22H86V27H87V21H88V19H89V21L90 20H92V18H88L89 16L91 17V15H93V16H95V17H98L97 16V14H93V13H91V12H98V14H100L99 13V11H104L105 13H107L109 16H110V18H109V16L108 17H106V19L107 18H109L110 20H111V22H110V20L108 21V24H109V22H110V24H109V28L112 30V29H117L116 27H117V23L116 22H118L119 21V18H117L118 19V21H117V19L116 18H114L113 19V17H115V16H117V14H116V11L118 12V10L120 11V7H122V9H123V7L124 6H127V4L125 5V3L128 1V0H123V1H120V2H122L121 4L119 3V0H116L120 5H122L123 3V5L122 6H114V5H119V4H116L117 2L116 1H113V3L111 2V0L109 1V0H97L98 2L97 3H94V1L95 0H80ZM125 1V2H124ZM212 1V0H211ZM210 1V2H211ZM214 1H216V0H214ZM214 1H212V2H214ZM226 1H228V0H226ZM237 1V0H236ZM236 1L234 2L233 0H232V2L234 3V4H232V6H231V3L228 1L227 2V4L230 6V8H229V6L227 7V4H226V2H225V0H223V2H222V0H219V2L221 3L222 2V7H225L224 5H226V7L225 8H223V10L224 9H226L227 8V12H225V10L223 11L221 8V4L219 3V2H217L216 4L218 5V6H220L221 8H220V11L222 10V12H225L224 13V15L225 16H223L224 18H226L227 17V19H228V16L229 15H231V17L229 18V19H231L232 18V15L235 13V11H236V13H237V9H239V7H240V5L241 4H243V7H244V5L246 4L245 2H247V0L245 1V0H241L242 1V3L240 4V3H236ZM240 1V2H241ZM243 1H245L244 3H243ZM251 1H255V0H251ZM13 2H15V4L13 3ZM23 2V1H22ZM28 2H30L29 0H28ZM33 2V1H32ZM31 2V3H32ZM35 2H37L36 0H35ZM44 2V1H43ZM49 3L51 2V1H48ZM130 2H131V0H130ZM238 2H239V0H238ZM38 3H39V1H38ZM42 3V2H41ZM41 3H40V5H41ZM48 3V4H49ZM101 3V4H100ZM128 3H129V1H128ZM215 3V2H214ZM42 4H44V3H42ZM97 4V5H96ZM235 4H239V6L237 5V9H235ZM1 5V4H0ZM50 5H51V3H50ZM100 5V6H99ZM216 5V6H217ZM39 6V5H38ZM47 6V5H46ZM45 6V7H46ZM74 6H77V4L75 3V5ZM214 6V5H213ZM215 6V7H216ZM246 6H247V4H246ZM41 7V6H40ZM44 6L42 5V8H43ZM53 7V6H52ZM56 7V6H55ZM54 7V8H55ZM120 9H119V8ZM233 7V8H232ZM241 7H242V5H241ZM38 8V7H37ZM127 7H124V9H126ZM197 8V7H196ZM232 8V9H231ZM245 8V7H244ZM247 8H249V9H247ZM51 9V8H50ZM74 9H75V7H74ZM78 9V8H77ZM76 9V10H77ZM217 9H218V7H217ZM231 11H230V10ZM234 9V11H232ZM246 9H247V11L248 10H250V11H252L253 10V8L251 7V9H250V7H246ZM42 10H45L44 8L42 9ZM59 10V9H58ZM75 10V11H76ZM240 10H243V8L242 9H240ZM9 11V12H8ZM59 11H61V10H59ZM124 11V10H123ZM130 11V10H129ZM217 11V10H216ZM230 11V12H229ZM244 11V10H243ZM242 11V12H243ZM246 11V12H247ZM7 12V13H6ZM91 14V15H88L89 13ZM115 12V13H114ZM121 12H122V10H121ZM231 12H234V13H231ZM103 13V12H102ZM102 13H101V16H102ZM112 13V14H111ZM128 13V12H127ZM132 13V12H131ZM215 13V12H214ZM227 13H228V16H226L227 15ZM231 13V14H230ZM111 14V15H110ZM116 14V15H115ZM118 14H119V12H118ZM129 14H130V12H129ZM218 14V13H217ZM244 14V13H243ZM246 14V13H245ZM250 14V13H249ZM261 13H259V12H257V11H255V13H254V10H253V14L252 15H250V16H252V17H250V19H249V22H250V24H248V25H250L252 28H254V30H256L255 32H258V33H260V35L263 33V30H264V17H263V15H260ZM122 15V14H121ZM100 16V15H99ZM99 17L101 20H102V18L103 17ZM112 16V17H111ZM199 16V15H198ZM249 16V15H248ZM247 16V17H248ZM7 17V18H6ZM78 17H80V16H78ZM83 17L85 18V19H83ZM95 17H93L94 19L92 20L94 23H95ZM118 17V16H117ZM125 17V16H124ZM139 17V16H138ZM121 18V17H120ZM127 18V17H126ZM140 18V17H139ZM223 18V20L222 21H224V20H226V22H225V24L227 25V19H224ZM6 19V20H5ZM116 19V20H115ZM137 19V18H136ZM9 20H10V24H9ZM27 20V19H26ZM26 20H22V23H27L28 22V20H27V22H23V21H26ZM108 20V19H107ZM112 20H115L116 22V25L114 24V21H113V25L115 26V27H113V26H111V23H112ZM123 20V19H122ZM126 20V19H125ZM79 21V19L77 20V22ZM91 21V22H92ZM103 21V20H102ZM104 21H106V20H104ZM104 21H103V24H105V26H107L108 24H106L107 22H105L104 23ZM124 21V20H123ZM123 21H120V22H122V23H124ZM135 21V20H134ZM221 21V22H222ZM3 22V23H2ZM90 22V23H91ZM136 22V21H135ZM228 22H229V20H228ZM236 22V21H235ZM234 22V23H235ZM3 25H2V24ZM30 23V22H29ZM74 23H76L75 21H74ZM84 23V22H83ZM93 23V24H94ZM122 23H119L118 22V26L120 25V26H124L125 24H122ZM126 24H127V22H125ZM129 23H131V22H129ZM139 23V22H138ZM223 23V22H222ZM14 24V25H13ZM80 24V25H81ZM92 24V23H91ZM91 24H89V26L91 25ZM92 24V25H93ZM102 24V25H103ZM132 24H134V23H132ZM142 24V23H141ZM231 24V23H230ZM233 24V23H232ZM231 24V25H232ZM238 24H239V22H238ZM251 24H253V25H251ZM77 25V24H76ZM102 25H101V27H102ZM229 25V24H228ZM227 25V26H228ZM231 25H229V27L231 26ZM233 25H235V24H233ZM232 25V26H233ZM242 25V24H241ZM15 28H14V27ZM20 26H22V25H20ZM74 26H75V24H74ZM73 26V28H77L78 29V26L79 25H77V26H75L74 27ZM84 26V24L82 25V27ZM105 26H103V27H105ZM119 26V27H120ZM126 26H128V25H126ZM136 26V25H135ZM225 26V25H224ZM223 26V27H224ZM226 26V27H227ZM232 26H231V28H232ZM237 26V25H236ZM240 26V25H239ZM239 26H238V28H239ZM93 27H94V25H93ZM99 27V26H98ZM102 27V28H103ZM111 27H113V28H111ZM226 27H224L225 28V31H232L231 29H228V30H226ZM229 27H227V28H229ZM235 26H233V28H234ZM3 28V27H2ZM19 29L21 28V27H18ZM18 28H16V29H18ZM75 28V29H76ZM81 28V27H80ZM79 28V29H80ZM85 28V27H84ZM90 28V27H89ZM121 29L120 30H122V27H120ZM129 28V27H128ZM135 28V27H134ZM15 29V30H16ZM73 30L74 32L75 31H77V29L76 30ZM78 29V30H79ZM82 29V28H81ZM91 29V28H90ZM90 29H89V31H90ZM98 29V28H97ZM97 29H94V30H97ZM119 29V28H118ZM93 30V31H94ZM102 30V29H101ZM101 30H100V32H101ZM107 30H109V29H107ZM107 30H106V32H107ZM234 30V29H233ZM24 31V30H23ZM22 30H21V32H23ZM80 31V30H79ZM79 31L77 32V33H79ZM84 31V30H83ZM92 31V30H91ZM92 31V32H93ZM99 31V30H98ZM114 31H117V30H114ZM119 31V30H118ZM20 32V33H21ZM26 32V31H25ZM85 32H87L86 30L83 32V33H85ZM100 32H99V35H100ZM103 32H105V28H104V31ZM110 32V31H109ZM109 32H108V34H109ZM229 32V33H230ZM28 33V32H27ZM27 33H22L21 35H22V38H24L25 37V35H27ZM76 33V32H75ZM76 33V34H77ZM82 33V32H81ZM81 33H79V34H81ZM82 33V34H83ZM87 33H89V32H87ZM95 33V32H94ZM112 33V32H111ZM203 33V32H202ZM228 33V32H227ZM226 33V34H227ZM82 34H81V36H82ZM97 34V33H96ZM95 34V35H96ZM104 34V33H103ZM127 34V33H126ZM257 34V33H256ZM21 35H20V38H21ZM111 35H115L114 37L116 38V37H118V35L119 34H117L116 32H115V34L113 33V34H111ZM111 35L109 34L108 36H110L111 37ZM122 35H123V33H122ZM203 35H205V34H203ZM258 35V34H257ZM78 36V35H77ZM84 36V35H83ZM104 36H106V34L104 35ZM207 36V35H206ZM205 36V37H206ZM259 36V35H258ZM33 36L31 35V37H29V33H28V35L24 38V39H17L18 41H22L23 42V44L25 43L26 45L24 46V47H27V48H24V49H28L27 51H29L30 49H31V51H34V49L32 48L33 46H34V43H32L31 44V38H32ZM101 37H103V35H101ZM154 37V36H153ZM98 38V37H97ZM106 38V37H105ZM113 38V37H112ZM114 38V39H115ZM34 39V38H33ZM82 39V38H81ZM101 39V38H100ZM120 39H122V38H120ZM98 40V39H97ZM110 40V39H109ZM108 40V41H109ZM119 40V39H118ZM205 40V39H204ZM18 41H14L15 42V46L17 45L18 46V44H20ZM20 41V42H21ZM32 41H34V40H32ZM101 41H102V39H101ZM124 41V40H123ZM125 41H127V40H125ZM150 41V40H149ZM22 42H21V45H22ZM122 42V41H121ZM159 42H161V41H159ZM205 42V41H204ZM203 42V43H204ZM215 42V41H214ZM18 43V44H17ZM106 43H108V42H106ZM109 43H111V42H109ZM116 43V42H115ZM207 43V42H206ZM120 44V43H119ZM124 44H126V43H124ZM149 44V43H148ZM158 44V43H157ZM33 45V46H32ZM38 45V44H37ZM108 45V44H107ZM121 45H122V43H121ZM16 46V47H17ZM20 46V45H19ZM39 46V45H38ZM104 46H105V43H104ZM114 46V45H113ZM123 46V45H122ZM134 46V45H133ZM112 47V46H111ZM120 47V46H119ZM142 47V46H141ZM149 47V46H148ZM158 47V46H157ZM162 47V46H161ZM161 47H158V48H160L161 49ZM103 48H105V47H103ZM145 48V47H144ZM144 48H142L141 50H143ZM107 49V47L105 48V50ZM110 49H112V48H110ZM117 49H119V48H116L115 50L117 51ZM152 49V48H151ZM166 49V48H165ZM113 50V49H112ZM115 50H113V51H115ZM123 50V49H122ZM124 50H126L125 49V46H124ZM133 50V49H132ZM141 50H139V51H141ZM148 50V49H147ZM158 50V49H157ZM30 51V52H31ZM107 51V50H106ZM111 51V50H110ZM134 51V50H133ZM154 51V50H153ZM153 51L151 52V51H147L149 54H150V52L151 53H153ZM160 51V50H159ZM23 52H26V51H24L23 50ZM123 52H125V51H123ZM131 52V51H130ZM146 52V53H147ZM155 52V51H154ZM162 52V51H161ZM195 52V51H194ZM32 53V52H31ZM114 53V52H113ZM117 53H118V51H117ZM133 53V52H132ZM143 53V52H142ZM148 53L146 54V55H148ZM24 54V53H23ZM34 54V53H33ZM110 54V53H109ZM108 54V55H109ZM122 53H120V55H121ZM126 54V53H125ZM131 54V53H130ZM191 54V53H190ZM195 54V53H194ZM194 54H193V57H194ZM32 55V54H31ZM103 55V54H102ZM107 55V54H106ZM117 55V54H116ZM127 55H129V54H127ZM138 55V54H137ZM142 55H144V54H142ZM142 55H141V57H142ZM162 55H164V54H162ZM161 55V57L163 58V59H166V57H167V55H165V57L164 56H162ZM188 55H189V53H188ZM192 55V54H191ZM207 55V54H206ZM226 55V54H225ZM67 56H72V55H67ZM105 56V55H104ZM112 56H113V54H112ZM140 56V55H139ZM155 56V55H154ZM153 56V57H154ZM157 56V55H156ZM160 56V55H159ZM172 56V55H171ZM190 56V55H189ZM222 56V55H221ZM242 56V55H241ZM25 57H26V55H25ZM36 57V56H35ZM34 57V55L32 56V58H31V56L29 57V59H36ZM73 57V56H72ZM72 57H71V59H72ZM96 57V56H95ZM94 57V58H95ZM111 57V56H110ZM124 58L126 57V56H123ZM129 57V56H128ZM127 57V58H128ZM183 57H186L185 55L183 56ZM192 57V56H191ZM190 57V58H191ZM224 58L226 57V56H223ZM227 57H229L228 55H227ZM38 58V57H37ZM66 58H70V57H66ZM97 58V57H96ZM105 58V57H104ZM117 58H118V56H117ZM149 58L151 59V56H149ZM156 58V57H155ZM162 58H161V60H162ZM171 58H173V57H171ZM175 58V57H174ZM174 58L173 59H171V60H173L174 61ZM177 58V57H176ZM198 58V57H197ZM208 58V57H207ZM240 58V57H239ZM238 58V59H239ZM243 58H245V59H247V57H243ZM33 59V60H34ZM74 59V58H73ZM72 59V60H73ZM75 59H78V58H75ZM109 59V58H108ZM115 59V58H114ZM120 59V58H119ZM118 59V60H119ZM160 59V58H159ZM186 59V58H185ZM184 59V60H185ZM189 59V58H188ZM192 59H194V58H192ZM191 59V61H192V64H194L193 63V60ZM226 59V58H225ZM242 59V57L239 59V60H241ZM245 59H243V61L245 60ZM67 61H66V63H69V60L70 59H66ZM110 60H112V59H110ZM141 60H143V58L141 59ZM147 60V59H146ZM154 60V59H153ZM157 60V59H156ZM170 59L168 58V60L167 61H169ZM182 60H183V58H182ZM187 60V59H186ZM222 60V59H221ZM220 60V61H221ZM227 60H230V59H228L227 58ZM232 60V59H231ZM229 61V62H232V61ZM234 60V59H233ZM71 61V60H70ZM162 61H164V60H162ZM166 61V60H165ZM164 61V62H165ZM176 61V60H175ZM174 61V62H175ZM242 61V60H241ZM108 62V61H107ZM114 62H116V61H114ZM128 62V61H127ZM145 62V61H144ZM144 62H142L143 64H144ZM151 62V61H150ZM177 62H179L178 60H177ZM182 61H180V63H181ZM199 62V61H198ZM225 61H223V63H224ZM227 62V61H226ZM225 62V63H226ZM245 62V61H244ZM244 62H237L238 64H239V66H238V64L237 63H235V60H234V62L233 63H230V65H232L233 67H235V69H233V73L235 72V71H237V72H235V74H236V76L237 77H239L238 78V80L239 79H242V78H245V79H242V80H246V82H245V84H246V89L245 90H247L246 91V95H245V97L244 96H240V95H238V94H240V93H238V94H234V95H232V93L231 94H229L228 95V92H229V90H227V95L226 96H224L225 98H223V96L221 97V96H219L220 97V99L218 98H216L217 100H219V102L217 101L216 103H214V101L216 100L215 98H212L213 97V95L212 94H209V92H208V94H207V91H205L206 89L205 88H202V87H200L199 88V91H198V87L199 86H195L196 88H197V92H198V95L199 94H201V91H203V95H205V96H203V95H199V96H203L202 98L204 99H200L201 101L203 100V102H202V105H205L206 104V106H210V107H212V108H210V109H215V111H217V113L216 112H214L213 110V113H215V115L213 114V116H216L217 114L218 115H220V117H219V120L220 119H222V120H220V122L222 123H219V124H221L220 126H218L219 127V129H217V130H220V135L221 136H219V134H218V136L219 137H221V139L220 140H224L227 144H234V149H235V143H236V141H238V138L240 139V137L242 138L245 134H246V132L248 131H250V130H252L251 129V127L250 126H257V127H261L262 126V121H264V118L262 117L264 114H261V115H258L257 114V112H256V114H255V111L254 110H252V109H255V107H257L258 109H260L261 111H263L264 112V87H254V86H251V83L250 82H248L247 80L248 79H246V78H249L250 80H251V78L250 77H248L247 75H246V77L244 76L246 73V70L245 69H247L246 68V66H247V64H249V66H250V63L251 62H249L248 63V61H246V66H245V63ZM30 63V62H29ZM41 64H42V62H40ZM66 63H65V67H66ZM87 63V62H86ZM111 63V62H110ZM134 63V62H133ZM141 63V62H140ZM154 63V62H153ZM165 63H167V62H165ZM168 63H170V61L168 62ZM173 63V62H172ZM179 63V67H180V65H181V67H182V63L180 64ZM187 63H189V60H188V62ZM196 63V62H195ZM223 63H221L222 65H223ZM240 63H243L242 65H244L243 67H242V65L240 64ZM40 64V65H41ZM70 64V63H69ZM136 64H138V63H136ZM159 64V63H158ZM176 64V63H175ZM184 64V63H183ZM235 64H237V65H235ZM85 65V64H84ZM91 65H93V64H91ZM133 65H135V64H133ZM133 65H132V67H133ZM139 65V64H138ZM137 65V66H138ZM173 65V64H172ZM197 65V64H196ZM195 65V66H196ZM203 65V64H202ZM201 65V66H202ZM228 65V64H227ZM227 65H224L225 67L227 66ZM264 65V64H263ZM46 66V65H45ZM67 66H68V68H66V70L67 69H69V66H71V64L70 65H68L67 64ZM85 66H87V64L85 65ZM89 67H90V64L88 65ZM136 66V65H135ZM156 66V65H155ZM154 66V67H155ZM184 66V65H183ZM187 66V65H186ZM191 66V65H190ZM198 66H199V64H198ZM198 66H196L197 68H199ZM31 66H29L28 68H30ZM41 67H44V66H41ZM47 67V66H46ZM81 67V64H80V66L79 67H77V68H80ZM97 67V66H96ZM152 67V66H151ZM153 67V68H154ZM164 67H165V65H164ZM170 67V66H169ZM168 67V68H169ZM175 67V66H174ZM178 67V66H177ZM177 67H175V68H177ZM179 68L180 70H182V68ZM192 67V66H191ZM230 67V66H229ZM71 68V67H70ZM72 68H74V70L76 71L77 69H75L76 68V65H75V67H73V64H72ZM71 68V70L69 69V71H70V73L73 71V69ZM81 68H83V66L81 67ZM101 68V67H100ZM135 68V67H134ZM137 68V67H136ZM135 68V69H136ZM147 68V67H146ZM167 68V67H166ZM185 68H187V67H185ZM190 67H189V65H188V69H189ZM193 68H194V65H193ZM192 68V69H193ZM196 68V69H197ZM201 68H203V67H201ZM219 68H221V69H223V67H219ZM226 68H228V67H226ZM239 68H241V69H239ZM243 68H245V69H243ZM262 68H263V66H262ZM31 69V68H30ZM30 69H28V70H30ZM33 69V68H32ZM35 69V68H34ZM87 69V68H86ZM90 69H91V67H90ZM90 69H88V70H90ZM94 69V68H93ZM139 69V68H138ZM174 69V68H173ZM172 69V70H173ZM221 69H219L220 71H221V76H223L222 75V71H224V73H225V71L226 70H221ZM230 69V68H229ZM243 69V70H242ZM252 69V68H251ZM19 70V69H18ZM20 70H22V68L20 69ZM19 70V71H20ZM38 70V69H37ZM83 70V71H82ZM137 70V69H136ZM143 70H144V68H143ZM166 70H168V69H166ZM177 70V69H176ZM179 70V71H180ZM183 70H184V67H183ZM190 70H191V68H190ZM189 70V71H190ZM241 70V71H240ZM34 70H31V72L29 73V74H33L34 72H33ZM40 71V70H39ZM41 71H43V70H41ZM41 71H40V73H41ZM69 71H66V73L67 74H70V73H68ZM75 71H74V74H76L75 73ZM85 68L84 69H81V74L83 73V75L85 74ZM98 71V70H97ZM100 71V70H99ZM186 71L187 70H184V71H182V72H184L183 74H185L186 75ZM189 71H187V73L189 72ZM227 71H229L228 69H227ZM247 71H248V69H247ZM9 72V74H7V76L6 75H4V76H2V77H4V78H2L1 77V75L2 74H0V77H1V79H0V81H2V79H3V81L4 82H2L1 84H3L4 86L6 85L7 86V88H9V90L7 91V94H6V96H8V93H9V97H11V94H12V92H14L15 93V96H16V94H18L19 95V89H16L15 88V86H13L15 83H17L19 86H21L22 85V81H23V77H24V79L26 78L25 77V73L23 74L22 72H23V70H22V72L20 73H18V74H20V75H18L17 73H16V71L14 72H10V71H8ZM26 72V71H25ZM86 72H88V71H86ZM91 72H92V70H91ZM142 72V71H141ZM144 72V71H143ZM154 72V71H153ZM156 72V71H155ZM174 72V71H173ZM172 72V73H173ZM176 72V71H175ZM194 72V71H193ZM192 72V70H191V72H189L190 74L191 73H193ZM264 72V71H263ZM1 73V72H0ZM5 74L7 73V72H4ZM39 73V72H38ZM73 73V72H72ZM93 73V72H92ZM95 73V72H94ZM96 73H98V72H96ZM112 73V72H111ZM170 73V72H169ZM188 73V74H189ZM227 73V72H226ZM238 73V74H237ZM239 73H242V75L241 76H238V75H240ZM15 74V75H14ZM35 74V73H34ZM34 74L32 75L33 77H34ZM87 74V73H86ZM89 74V73H88ZM102 74V73H101ZM171 74V73H170ZM189 74V75H190ZM195 74V73H194ZM232 74V73H231ZM244 74V75H243ZM252 74V73H251ZM263 74V73H262ZM261 74V75H262ZM18 75V76H17ZM41 75H42V73H41ZM44 75V74H43ZM104 75V74H103ZM147 75V74H146ZM178 75V74H177ZM176 75V76H177ZM220 75V74H219ZM229 75H230V73L226 76V75H224V77H229ZM264 75V74H263ZM10 76V77H9ZM67 76V75H66ZM74 75H72L71 74V77L69 76V80H71L72 79V77H73ZM82 76V75H81ZM85 76V75H84ZM89 76V75H88ZM93 76H94V74H93ZM98 76V75H97ZM101 76V75H100ZM172 76V75H171ZM175 76V77H176ZM180 76V75H179ZM188 76V75H187ZM190 76H192V78H194L193 77V75H190ZM189 76V77H190ZM13 77H18V78H13ZM29 77H31L30 75H29ZM28 77V78H29ZM44 77V76H43ZM68 77V76H67ZM83 77V76H82ZM96 77V76H95ZM103 77H105V76H103ZM181 77V76H180ZM182 77H184V76H182ZM181 77V78H182ZM186 77V76H185ZM188 77V78H189ZM231 78H232V76H230ZM229 77V78H230ZM234 77V76H233ZM237 77H236V79H237ZM6 78V79H5ZM7 78H9V82L7 81L8 79ZM37 78V77H36ZM98 78H100L99 76H98ZM14 79V80H13ZM17 79V80H16ZM40 79V78H39ZM67 79V78H66ZM95 79V78H94ZM175 79V78H174ZM185 79V78H184ZM186 79H187V77H186ZM191 79V77L189 78V80ZM196 78H194L193 80L195 81V83L192 81V79H191V83L193 84L194 83V85H196V81L198 82V80H195ZM211 79V78H210ZM215 79H217V78H215ZM232 79H235V77L234 78H232ZM235 79V80H236ZM262 80H264L263 78H261ZM34 80V79H33ZM36 80V79H35ZM34 80V81H35ZM37 80H38V78H37ZM42 80V79H41ZM45 80H47V78L46 79H44V82H45ZM95 80H97V79H95ZM100 80H101V78H100ZM218 81H219V79H217ZM220 80H222V79H220ZM234 80V81H235ZM261 80V81H262ZM27 81V80H26ZM25 81V82H26ZM39 81V80H38ZM37 81V82H38ZM76 81V80H75ZM98 81H99V79L97 80V85L99 84V83H101L102 82V80H101V82H99L98 83ZM211 81H212V79H211ZM231 81V80H230ZM11 82V83H10ZM27 82H29V81H27ZM33 81H31V83H32ZM44 82H42L41 81V84H43ZM47 82V81H46ZM108 82V81H107ZM139 82V81H138ZM256 83H258L257 81H255ZM254 81H253V83H255ZM7 83L9 84V85H7ZM13 83V84H12ZM31 83H29L30 84V87H31ZM78 83H79V81H78ZM82 83V82H81ZM93 83L94 82H92V85H93ZM102 83H104V82H102ZM121 83V82H120ZM129 83V82H128ZM210 83V82H209ZM208 83V84H209ZM222 84L224 83L225 85H228V86H230L228 83H226V82H221ZM263 83H264V81H263ZM75 84V83H74ZM201 84V83H200ZM247 84H248V86H247ZM26 85V84H25ZM33 85V84H32ZM36 85V84H35ZM45 85H47V84H45ZM44 85V88L47 90L48 88H46V86ZM49 85H50V83H49ZM78 85H80V83L78 84ZM90 85V84H89ZM96 85V84H95ZM96 85V86H97ZM198 85V84H197ZM213 85V84H212ZM215 85V84H214ZM234 85H236V86H241L242 88H243V83L240 85H238V84H234ZM4 86H0L2 89H4ZM6 86H5V90H4V92L6 93ZM189 86V85H188ZM201 86V85H200ZM203 86V85H202ZM206 86H208V85H206ZM219 86V85H218ZM218 86H217V88H218ZM251 86V87H250ZM260 86V85H259ZM12 87H14V88H12ZM24 87V86H23ZM22 86L20 87V88H23ZM35 87V86H34ZM37 87V86H36ZM79 87V86H78ZM205 87V86H204ZM216 87V86H215ZM220 87V86H219ZM232 87V86H231ZM249 87V88H248ZM0 88V93H4L3 91H1L2 89ZM12 88V89H11ZM28 88V87H27ZM80 88V87H79ZM96 88V87H95ZM195 88V89H196ZM202 88V89H201ZM214 88V87H213ZM221 88V90H225V88L223 89L222 87H220ZM14 89V90H13ZM44 89V92H48V90L46 91ZM209 89H211V88H209ZM11 90V93L9 92ZM15 90H17L16 92H15ZM23 90H26V87H25V89L23 88ZM201 90V91H200ZM208 90V89H207ZM221 90H218V91H221ZM245 90H243L244 92H245ZM208 91H210V90H208ZM213 91V90H212ZM240 91H242V90H240ZM24 92V93H23ZM23 92H21V93H23V94H25L26 93V91H23ZM51 92V91H50ZM222 92H224V91H222ZM80 93V92H79ZM93 93V92H92ZM91 93V94H92ZM215 92H213V94H214ZM217 93V92H216ZM216 93L214 94L215 96H216ZM64 94V93H63ZM95 94V93H94ZM1 95V94H0ZM4 95V94H3ZM14 95V94H13ZM12 95V96H13ZM50 95V94H49ZM48 95V96H49ZM208 95H210V96H212L211 98V100L209 99V97H208V101H206V99H205V97L206 96H208ZM237 96L238 97V99L237 98H235V97H233V99H231V97L230 96ZM69 96H71V95H69ZM79 96H82V94H79ZM98 96V95H97ZM97 96H96V98H97ZM198 96V97H199ZM214 96V97H215ZM229 96V97H228ZM241 98H240V97ZM62 97V96H61ZM86 97H88V96H86ZM86 97H84V99L86 98ZM101 97V96H100ZM99 97V98H100ZM72 97H70L69 99H71ZM81 98V99H80ZM89 98V97H88ZM95 98V96L92 98V100ZM95 98V99H96ZM131 98V97H130ZM201 98V97H200ZM240 98V99H239ZM245 98V99H244ZM75 100H74V103L76 104V102H78L77 100L78 99H80L81 101H83L82 103H85L84 102V100H82V97H77V98H74ZM94 99V100H95ZM102 99H104V98H102ZM108 99H110V98H108ZM107 99V100H108ZM112 100H113V97L111 98ZM197 99V98H196ZM213 99H215V100H213ZM224 101V103H226V106H227V108H226V106H221L222 108H220V109H223L224 107V110H222V113L220 112V113H218L219 111H220V109L219 108H217V106H216V104L217 105H221L220 103L222 102V100ZM225 99H228V100H225ZM242 99V100H241ZM246 99L247 100H250V103H247V102H249V101H247L246 102V104H242V103H244L245 101H246ZM14 101H15V103H16V105H19V104H21V103H17L16 102V100L15 99H13ZM12 100V101H13ZM86 100V99H85ZM117 100V99H116ZM120 99H118V101H119ZM128 100V99H127ZM127 100H125V101H127ZM230 100V101H229ZM234 100V102H235V100H237L236 101V103L239 101V103H241L242 105H237L236 103H234V102H232L233 104H235V105H237V107L239 108H235V109H233L232 110V108H234L235 106L233 105V107L230 105V104H232L231 103V101H233ZM243 100H245L244 102H241V101H243ZM11 101V103L13 104L14 103V101L12 102ZM66 101V100H65ZM76 101V102H75ZM98 101H100V99H98ZM97 101V102H98ZM106 101V100H105ZM115 101V100H114ZM118 101H116V102H118ZM122 101H124V100H122ZM124 101V102H125ZM130 101V100H129ZM210 101V102H209ZM221 101V102H220ZM60 102V101H59ZM67 102H69L70 103V100H68ZM71 102H72V100H71ZM109 102V101H108ZM112 102V101H111ZM121 102V101H120ZM124 102H123V105H124ZM137 102V101H136ZM200 102V101H199ZM27 103V106H26V109H27V107L29 106V108H31V106L33 105V104H29V101H27L26 102ZM25 103V104H26ZM33 103V102H32ZM56 103V102H55ZM100 103H103L104 104V101L103 102H100ZM100 103L98 102V105H100ZM113 103V102H112ZM126 103V102H125ZM139 103V102H138ZM137 103V104H138ZM228 103H230V104H228ZM10 105V108L12 109L13 108V110H14V115H13V113L11 112V114H10V112L9 113H7L6 115H7V119H6V117H2L3 119H6V122H5V124L0 128V133H1V131L3 132V134L5 135H3V134H1L4 138L2 139L4 142H2V140H1V143H0V148L2 149V146L1 145H3L2 143H4V145H6L5 147H4V145H3V149L4 148H6V150H5V152H2L3 153V155H6V154H9L8 155V159L13 155V154H15L13 157H14V159H13V162L14 163H16L17 164V161H19V160H22L23 158H25L24 159V162H25V160L26 161H28V157L29 156H32V157H36V156H39V154H40V152L42 153V156L40 155L39 157L41 158V160H42V158L44 159L45 157H46V162H44L43 161V163H45V165H48V167H50L49 169H48V167H46L44 164V166L46 167L45 169H46V171H45V169L44 170H40V169H42V164L40 163V162H38V163H36L35 165L36 166H38V164L40 163L41 165H39L38 166V168L37 167H35V165L34 164H32V162L33 161H35L36 162V160L35 159H37L38 158V160H40L39 159V157H37V158H29L30 160L32 159V161H30L29 160V165L27 164V166H30L31 164L33 165V166H31L32 168L33 167H35L34 168V170L32 171V172H35V169L38 171V169H39V174H38V172L36 171L35 173H32L30 170H29V167H28V169H27V166L26 165H24V163L21 161V163H18V166H25L26 167V169H24V171H23V167H22V171H21V173L19 172L20 170H21V168L20 169H16L15 167L17 166L16 164H15V167H13V169H16V170H13V174L15 175V176H13V174H11V172H6V170H4V167H2L3 168V172H2V175H4L3 177H5V179L3 178H1V173H0V179H2V180H0V195L4 198H8V202H9V195H8V193L9 192H11V194L13 193V197H16V199H17V201L13 198V197H11V200L12 199H14L15 200V202L14 201H11L10 200V202H12L11 203V207H12V209H10V211L9 212H7V214H8V216H5V217H7L6 219H7V222H9V224H10V220L12 219V221H13V219L14 220H17L19 223H20V225H19V227H18V225L15 227V230L17 231V242H18V246H16L17 248H20V250L22 249L23 250V255L25 254V255H27V256H29V254L31 253V252H33L34 250H36L37 251V258H47V261H46V259L44 260V262L46 261V263L47 264H56L57 262L55 261L56 259H61L62 260V263H61V260H60V264H75L76 262H75V257H76V250L74 249V247L72 246L73 244V242H74V240H72V238H74V237H72V238H70L71 237V235L72 234H70V232H69V229L71 228H73V227H76V225H75V223H76V221H86V223L88 224V218H90L91 219V217L90 216H94L95 217V215H96V211L98 210V207H102V205L101 206H99L98 204H97V207H96V203L98 202V197H100L101 195H107V196H109L108 198H109V202H107L108 203V205L109 206H114L115 205V203H117L118 201H123V199H124V197H123V195H124V193H126L127 191H128V186H130V185H125V184H127V183H129L128 182V176H126V178H125V180H124V175L123 176H121V172H120V168H119V166L116 164V167H118L117 169L115 168V163H113L114 164V166H112V163H110L111 161H108L107 160V165L109 166V167H107V165H106V167L107 168H105V169H103L104 167L103 166H105L104 165V161L106 162V160H104L103 162H101V160L99 161L100 162V165H101V163H103L102 165L103 166H101V167H103V168H101L100 166H98L99 164H97V162H98V160H99V158H97L96 156V159H98L97 160V162H95V160L93 159V154H90V153H88V154H90V155H93V156H91L90 158H87V160H85L84 159V154L83 153H78V152H76V153H78L77 155H76V153L75 154H72V155H74V158H73V160H71V165H69V164H65V165H69V167H67V168H65V166H64V168H63V170L61 169V170H59V168L56 166L55 167V163L53 162V160L54 159H56V158H54L55 156H54V153H53V148H52V145L54 144H52L51 142H50V139L51 140H53L52 139V135H51V133L50 134H48L47 135V137L45 136V138H43L44 139V142L43 141H41V143H39V135H40V133L42 132V131H39V133H35V132H38L37 131V126H35L34 127V125H35V122H34V124H33V127L35 128L34 130L32 129V126H30V125H32V124H29V123H31L29 120L31 119V118H29V115H27L28 116V124H26L27 122H25L24 123V120L23 119H25V117H26V115H25V112L23 113V116L25 115V117H22V118H20L19 117V113H18V111H19V109L21 110V107H20V105L19 106H17L16 108H19L18 109V111L17 110H15L14 109V106L13 105ZM29 104V105H28ZM61 104V103H60ZM71 104H73V103H71ZM96 104V103H95ZM105 104H106V102H105ZM104 104V106H106ZM111 104V103H110ZM116 104V103H115ZM118 104V103H117ZM117 104L116 105H114L115 106V108H116V106H117ZM135 104V103H134ZM160 104V103H159ZM162 104V103H161ZM201 104V103H200ZM199 104V106H201ZM208 104V105H207ZM250 104V105H249ZM251 104H253V105H251ZM74 105V104H73ZM79 105H80V103H79ZM97 105V104H96ZM97 105V106H98ZM108 105H109V103H108ZM107 105V106H108ZM112 106H113V104H111ZM110 105V106H111ZM128 105L130 106H132L133 104L131 103V104H129V102H128ZM136 105V104H135ZM163 105V104H162ZM243 105H245L246 107H248L247 109H246V107H245V109H246V112L245 113H247L248 114V112H251L249 109H251L252 110V112H251V114L252 115H255L254 117L253 116H251V118H250V115L251 114H248V117L252 120L253 118L255 119V118H257V116H258V118H260V119H258L259 121L260 120H262L261 122H259V121H255L256 122V124L254 123V124H252V125H246V123L247 122H250V119L247 117V119H246V117H242L241 119H240V116L238 115V116H235L234 118L235 119H233V117H232V119L233 120H231V121H229L230 119H231V116L230 115H232V114H239V111L241 110V112H240V114H241V116H242V114H243V112H242V110L243 111H245L244 109H240V108H243L244 106ZM249 105V106H248ZM13 106V107H12ZM21 106L22 107H24L25 108V106H24V104L22 105L21 104ZM48 106V105H47ZM61 106V105H60ZM70 106V105H69ZM78 106V105H77ZM84 106V105H83ZM100 106H102V105H100ZM104 106H103V108L102 109H104ZM106 106V107H107ZM139 106V105H138ZM150 106H151V104H150ZM153 106V105H152ZM218 106V107H219ZM232 108H231V107ZM253 107V108H251V107ZM72 107V106H71ZM75 107V106H74ZM80 107V106H79ZM87 107H89V106H87ZM99 107V106H98ZM105 107V108H106ZM109 107V106H108ZM121 108H122V106H120ZM125 107V106H124ZM153 107H155V106H153ZM23 108V111L25 110ZM28 108V109H29ZM33 108V107H32ZM83 108V107H82ZM89 108H91V109H96V108H92V107H89ZM111 108H113V107H111ZM118 108V107H117ZM116 108V109H117ZM126 108V107H125ZM129 108V107H128ZM152 108V107H151ZM156 108H158V106L156 107ZM155 108V110L154 111H156L157 109ZM209 108V107H208ZM64 109H69V108H64ZM88 109V108H87ZM101 109V110H102ZM108 109H110V108H108ZM160 109V108H159ZM164 109V108H163ZM226 109V110H225ZM31 110V109H30ZM70 111H71V109H69ZM100 110V109H99ZM114 110V109H113ZM121 109H119V111H120ZM123 110V109H122ZM132 110H133V108H132ZM138 110V109H137ZM161 110V109H160ZM204 110H205V107H204ZM208 111H209V109H207ZM227 110H232L231 112H236V110L238 111L237 113H228V111ZM249 110V111H248ZM9 111V110H8ZM16 111V112H15ZM22 111V112H23ZM58 111H59V109H58ZM57 111V112H58ZM64 111V110H63ZM91 111V110H90ZM95 111V110H94ZM98 111V110H97ZM105 110H103V111H101V112H104ZM118 111V110H117ZM129 111V110H128ZM151 111V110H150ZM153 111V110H152ZM162 111V110H161ZM160 111V112H161ZM211 111V110H210ZM210 111H209V113H210ZM226 113H228V114H230L229 116H227V118H224V117H226V115L225 114H223L224 112ZM33 112V111H32ZM66 112V111H65ZM69 112V111H68ZM73 112V111H72ZM92 112V111H91ZM124 112V111H123ZM126 112V111H125ZM131 112V111H130ZM159 112V111H158ZM157 112V113H158ZM165 112V111H164ZM206 112V111H205ZM20 113H21V111H20ZM26 113H27V111H26ZM56 113V112H55ZM60 113V112H59ZM100 115H101V113L100 112H98ZM105 115H108V117L110 118L109 119V121H108V119H106V116H104L105 118H103L102 116V120L104 119V122H106V123H103V125L104 124H108L107 126H108V128H109V130L111 129V131L112 130H117V128H119L118 126H122V124L124 123V122H126L128 119V117H129V115H131V114H129L128 115V117L127 118H125L126 116L124 115V113H123V117L121 116V115H119V114H121V113H115V112H112V109H111V111L110 112H107V110L105 111ZM132 113V112H131ZM156 113V112H155ZM226 113V114H227ZM28 114H30V113H28ZM56 114H58V113H56ZM66 114V113H65ZM94 114H96L95 112H94ZM93 114V115H94ZM98 114V115H99ZM212 114V113H211ZM210 114V115H211ZM8 115H9V117H8ZM10 115H11V117H10ZM12 115L13 116H15L14 118H16V121H14L15 119L12 117ZM20 115H22V113L20 114ZM32 115V114H31ZM31 115H30V117H31ZM54 114L52 113V116L51 117H53L54 118V116H53ZM59 115V114H58ZM58 115L56 116L57 118H59L58 117ZM67 115V114H66ZM137 115V114H136ZM136 115H135V118L137 119V117H136ZM209 115V114H208ZM217 115V116H218ZM223 115H225V116H223ZM60 116V115H59ZM95 116V115H94ZM148 116H150V115H148ZM147 116V117H148ZM161 116V115H160ZM216 116V117H217ZM261 116V117H260ZM55 117V119H53V120H56V122H57V120H60V119H57ZM66 117V116H65ZM90 117H91V115H90ZM100 117V116H99ZM27 118V117H26ZM60 118H61V116H60ZM92 118V117H91ZM90 118V119H91ZM144 118H146V116L144 117ZM159 118V117H158ZM162 118H164V117H162ZM33 119V118H32ZM52 119V118H51ZM105 119L108 121V123H107V121H105ZM130 119H131V117H130ZM132 119H133V117H132ZM135 119V120H136ZM140 119H143L142 117H140ZM214 119V118H213ZM216 119H218V117L216 118ZM227 119V121H225ZM245 119H246V121H245ZM249 119V121H247ZM0 120H1V118H0ZM8 120V121H7ZM12 120L14 121V122H17V125H19L18 127H17V130H15V133L17 134V131L19 130V131H21V132H19L18 131V133H21L22 135V137L24 138L26 135H28L27 133H26V130L25 129H27L26 128V126H24L25 124L26 125H29V127H28V131H32V134H33V132H34V136H36V137H34L32 134L30 135V132H29V135L30 136H32V137H34V139H38V140H34V139H31L30 138V140H32V142L33 141H35L36 143L38 142V145L40 146V144H42V147L40 148L36 143H34V144H36V145H32L33 143L32 142H30V140H28V137L27 138H25V139H23L24 141H23V143L21 144L20 143V141H18V143L16 142V144L17 145H14V141H11V140H8V139H11V138H8V137H10V132H9V130H10V128L9 127H12L11 128V130L13 131L14 129H13V126H11V124H12ZM101 120V119H100ZM218 120V121H219ZM235 120V121H234ZM241 120V121H240ZM2 121V120H1ZM4 121V120H3ZM10 121H11V123H10ZM32 121V120H31ZM34 121H35V119H34ZM131 121V120H130ZM234 121V122H233ZM13 122V123H14ZM37 122V121H36ZM92 122H93V119H92ZM129 122V121H128ZM133 122H134V120H133ZM132 122V123H133ZM144 122V121H143ZM236 122H237V124H238V126H237V124H236ZM4 123V122H3ZM9 123V124H8ZM100 123H101V121H100ZM100 123H99V125H100ZM127 123V122H126ZM137 124H138V121L136 122ZM264 123V122H263ZM8 124V125H7ZM54 124H55V121H54ZM97 124V123H96ZM56 125H57V123H56ZM95 125V124H94ZM98 125V126H99ZM124 125V124H123ZM149 125H151V124H149ZM242 125V126H241ZM4 126H6V127H4ZM8 126V127H7ZM133 126V125H132ZM136 126V125H135ZM143 126H144V124H143ZM235 126H237V128L235 127ZM250 128H249V127ZM263 126H264V124H263ZM262 126V128L264 129V127ZM15 127V126H14ZM127 127H129L128 126V124H127ZM131 127V126H130ZM145 127V126H144ZM213 127V126H212ZM239 127H241L242 129H245V128H247V130H243V132H241V130L242 129H239ZM252 127V128H253ZM104 128V127H103ZM103 128H101V129H103ZM126 128V127H125ZM134 128V127H133ZM146 128H148V127H146ZM153 128V127H152ZM151 128V129H152ZM233 128H235L234 130H233ZM1 129H3V130H1ZM4 129H9V130H6V131H4ZM46 129V128H45ZM78 129V128H77ZM95 129H97V128H95ZM122 129H123V127H122ZM122 129H119L120 131L122 130ZM127 129V128H126ZM135 129V128H134ZM134 129H132V130H134ZM137 129V128H136ZM236 129H238V130H236ZM84 130V129H83ZM82 130V131H83ZM106 131H107V129H105ZM131 130V131H132ZM148 130V129H147ZM155 130V129H154ZM181 130V129H180ZM236 130V131H235ZM253 130H254V128H253ZM252 130V131H253ZM27 131V132H28ZM81 131V132H82ZM85 131V130H84ZM95 131V133H97L98 131L97 130H94ZM97 131V132H96ZM104 131V130H103ZM103 131H102V133H103ZM106 131H104V132H106ZM140 131V130H139ZM138 131V132H139ZM162 131V130H161ZM256 132H259L258 130H255ZM79 132V131H78ZM80 132V133H81ZM88 132V131H87ZM86 132V133H87ZM110 132V131H109ZM118 132V131H117ZM125 132V131H124ZM128 132V131H127ZM136 132V131H135ZM137 132V134L139 135V133ZM141 132V131H140ZM157 132V131H156ZM156 132H154V133H156ZM160 132V131H159ZM224 132V133H223ZM227 132V133H226ZM233 132V134H231ZM235 132V133H234ZM236 132L238 133L239 132V134H238V138H237V136H236V138H234L235 137V135L234 134H236ZM241 132V133H240ZM12 133H14V132H12ZM84 133V132H83ZM82 133V134H83ZM107 133V132H106ZM119 133V132H118ZM130 133H132V132H130ZM134 133V132H133ZM146 133V132H145ZM158 133V132H157ZM161 133V132H160ZM219 133V132H218ZM42 134H44V133H42ZM91 134V133H90ZM114 134V133H113ZM113 134H112V132H111V136H113ZM116 134V133H115ZM114 134V135H115ZM143 133H141V135H142ZM18 135V137L19 138H21V136L19 135V134H17ZM23 135H25V136H23ZM28 135V136H29ZM50 135V137L51 138H49L48 136ZM78 135V134H77ZM96 135V134H95ZM105 135H107V134H105ZM119 136L121 135V133L120 134H118ZM124 135V134H123ZM125 135H126V133H125ZM151 135V134H150ZM185 135V134H184ZM249 135H250V133H249ZM263 135V134H262ZM29 136V137H30ZM42 136V135H41ZM91 136V135H90ZM89 136V137H90ZM108 136V135H107ZM109 136H110V134H109ZM116 137H117V135H115ZM118 136V137H119ZM134 136L135 137H137L136 136V134H134ZM140 136V135H139ZM145 136V135H144ZM148 136H149V134H148ZM234 136V137H233ZM256 136V135H255ZM258 136H260V135H258ZM257 136V137H258ZM44 137V136H43ZM85 137V136H84ZM86 137H87V135H86ZM85 137V138H86ZM88 137V138H89ZM97 137V136H96ZM99 137V136H98ZM120 137H122V136H120ZM126 137V136H125ZM128 137V136H127ZM132 137V136H131ZM140 137H142V136H140ZM150 137V136H149ZM152 137H155L154 135L152 136ZM152 137H150V138H152ZM244 137H246V136H244ZM248 137V136H247ZM256 137V138H257ZM47 138H49V141H47ZM76 138V137H75ZM77 138H78V136H77ZM83 138V137H82ZM93 138H95V136L93 137ZM101 138V137H100ZM110 138V137H109ZM138 138V137H137ZM231 138H233V139H231ZM261 138V137H260ZM41 140H43L42 138H40ZM113 139V138H112ZM127 139V138H126ZM131 139V138H130ZM133 140H134V137L132 138ZM132 139H131V141H132ZM136 139V138H135ZM142 139H143V137H142ZM141 139V140H142ZM160 139H162V138H160ZM244 139H246V138H244ZM249 139V138H248ZM264 139V138H263ZM19 140V139H18ZM83 140V139H82ZM90 141H91V139H89ZM95 140V139H94ZM118 141H120L121 140V138H120V140H119V138L117 139ZM138 140H140V139H138ZM137 140V141H138ZM146 140V139H145ZM151 140V139H150ZM152 140H154V139H152ZM167 140V139H166ZM241 140V139H240ZM250 140V139H249ZM253 140V139H252ZM258 140V139H257ZM262 140V139H261ZM8 141H10V142H12V145H10L9 143H8ZM45 141H46V143H45ZM80 142H81V140H79ZM87 140H85V142H86ZM99 141V140H98ZM102 141V140H101ZM100 141V142H101ZM106 141V140H105ZM115 141V140H114ZM117 141V142H118ZM127 141H128V139H127ZM135 141V140H134ZM147 141V140H146ZM159 141V140H158ZM243 141V140H242ZM264 141V140H263ZM47 142H49V143H51V145H49V143H48V146H47ZM97 142V141H96ZM113 142V141H112ZM136 142V141H135ZM134 142V143H135ZM145 142V141H144ZM148 142V141H147ZM221 142V141H220ZM247 142V141H246ZM20 143V144H19ZM31 143V144H30ZM83 143H84V141H83ZM86 143H88V142H86ZM90 143V142H89ZM98 143V142H97ZM122 143H124V142H122ZM128 143V142H127ZM132 143V142H131ZM138 143V142H137ZM146 143V142H145ZM151 143H153V141L151 142ZM162 143V142H161ZM169 143V142H168ZM222 143H224V142H222ZM240 143V142H239ZM9 144V145H8ZM18 144L20 145V148L19 147H17L18 146ZM46 145V148L45 147H43V146H45ZM103 144V143H102ZM101 144V145H102ZM105 144V143H104ZM120 144V143H119ZM133 144V143H132ZM141 144V143H140ZM140 144H139V147H140ZM150 144V143H149ZM154 144V143H153ZM238 144V143H237ZM240 144H242V143H240ZM247 144H249V143H247ZM91 145V144H90ZM94 145H95V143H94ZM111 145V144H110ZM122 145V144H121ZM121 145H119V146H121ZM126 145V144H125ZM136 145V144H135ZM168 145V144H167ZM219 145V144H218ZM225 145V144H224ZM246 144L244 143V146H245ZM22 146V147H21ZM40 150V152H39V150L36 148V147ZM88 146V145H87ZM93 146V145H92ZM96 146V145H95ZM95 146H94V148H95ZM99 146V145H98ZM128 146H130V144L128 145ZM133 146V145H132ZM138 146V145H137ZM144 146V145H143ZM146 146V145H145ZM154 146V145H153ZM152 146V147H153ZM158 146V145H157ZM160 146V145H159ZM173 146V145H172ZM221 146H222V144H221ZM55 147H56V145H55ZM83 147V146H82ZM101 147V146H100ZM104 147V146H103ZM122 147V146H121ZM121 147H119V148H121ZM125 147V146H124ZM142 147V146H141ZM141 147H140V152H146V151H143V149H141ZM150 147V146H149ZM149 147H147V148H149ZM162 147V146H161ZM165 147H166V143H165ZM224 147V146H223ZM19 148V149H18ZM21 148H23V150H20ZM44 148V149H43ZM92 148V147H91ZM98 148V147H97ZM123 148V147H122ZM131 148V147H130ZM134 148H136V147H133L132 149H134ZM146 148V147H145ZM155 148V147H154ZM159 148V147H158ZM164 148V147H163ZM167 148V147H166ZM196 148V147H195ZM219 148V147H218ZM241 148V147H240ZM0 149V150H1ZM10 149H11V151H10ZM64 149H66V148H64ZM104 149H106V147L104 148ZM116 150H118L117 148H115ZM114 149V150H115ZM125 149H126V147H125ZM125 149H124V151H125ZM131 149V150H132ZM138 150H139V148H137ZM153 149V148H152ZM160 149V148H159ZM162 149V148H161ZM179 149V148H178ZM220 149V148H219ZM20 150V151H19ZM56 150V149H55ZM84 150V149H83ZM92 150V149H91ZM108 150H110V149H108ZM113 150V149H112ZM150 150V149H149ZM164 150V149H163ZM162 150V151H163ZM172 150V149H171ZM192 150V149H191ZM29 151H31V152H29ZM67 151H69V154H71L70 152H72V150L70 151V150H68L67 149ZM66 151V152H67ZM76 151V150H75ZM85 151V150H84ZM87 151V150H86ZM93 151V150H92ZM98 151V150H97ZM96 151V152H97ZM106 150H104V152H105ZM126 151H128V150H126ZM151 151H153V150H151ZM157 151V150H156ZM160 151V153L159 154H162L163 155V152L161 153V150H159ZM196 151V150H195ZM216 151V150H215ZM0 152V153H1ZM20 152H22L21 154H23L22 155V158L20 157V158H18L19 156H17V158H16V155H21V154H19ZM28 152L29 153H31L30 155L28 154ZM34 154H33V153ZM59 152V151H58ZM63 152H65V151H63ZM91 152V151H90ZM93 152H95V151H93ZM99 152V151H98ZM97 152V154H102V152H103V149H102V152L101 153H98ZM104 152H103V154H104ZM120 152V151H119ZM133 152L135 153V151L133 150ZM137 152V151H136ZM148 152V151H147ZM158 152V151H157ZM178 152V151H177ZM183 152V151H182ZM211 153H213L214 151H210ZM1 153V154H2ZM6 153V154H5ZM17 153V154H16ZM92 153V152H91ZM109 153V152H108ZM121 153V152H120ZM125 153V152H124ZM129 153H130V151H129ZM132 153V152H131ZM180 153V152H179ZM208 153V152H207ZM0 154V155H1ZM57 154V153H56ZM58 154H60V153H58ZM57 154V155H58ZM66 154H68V152L66 153ZM95 154V153H94ZM107 154V153H106ZM105 154V155H106ZM123 154V153H122ZM128 154V153H127ZM138 154H139V152H138ZM150 154V153H149ZM149 154H148V156H149ZM153 154V153H152ZM156 154V153H155ZM170 154V153H169ZM202 154V156H206L204 153H201ZM29 155V156H28ZM61 155L63 156V154L61 153ZM64 155H65V153H64ZM105 155H103V157L105 156ZM109 157H110V159H111V155H112V153H111V155H109V154H107ZM107 155H106V157H104V159H108L107 158ZM125 155V157H126V153L124 154ZM141 155V154H140ZM162 155H161V157H162ZM172 155H175V154H172ZM194 155V154H193ZM210 155V153L207 155V156H209ZM44 156V157H43ZM66 156H68V155H65L64 157H66ZM70 156V155H69ZM68 156V157H69ZM119 156H120V154H119ZM130 156V155H129ZM137 156V155H136ZM145 156H147L146 154H145ZM147 156V157H148ZM151 156V155H150ZM159 156V155H158ZM182 156V155H181ZM180 156V157H181ZM185 156V155H184ZM196 156V155H195ZM202 156H199L200 158L202 157ZM243 156V155H242ZM57 157H59V156H57ZM64 157H61V158H63L62 160H64L65 158ZM98 157H100V159H101V155H99ZM115 157V156H114ZM113 157V158H114ZM121 157V156H120ZM166 157V156H165ZM177 157V156H176ZM2 157H0V159H1ZM3 158H5V157H3ZM16 158V159H15ZM61 158H60V161H61ZM126 158H129L128 156L126 157ZM134 158V157H133ZM132 158V159H133ZM145 158V157H144ZM149 159H151L150 157H148ZM147 158V159H148ZM154 158H156V156L154 157ZM153 158V159H154ZM203 158V159H202ZM201 158V160H202V164L203 163H206V161L205 160H207V159H205V157H202ZM208 158V157H207ZM6 159H7V156H6ZM7 159V161H9ZM116 159V158H115ZM130 159V158H129ZM131 159V160H132ZM152 159V160H153ZM158 159H160V158H158ZM163 159H164V157H163ZM166 159V158H165ZM164 159V160H165ZM168 159V158H167ZM193 159V158H192ZM244 159V158H243ZM40 160V161H41ZM47 160H48V162H47ZM59 160V159H58ZM69 160V159H68ZM67 159H66V161H68ZM126 160H128V159H126ZM125 160V161H126ZM134 160V159H133ZM132 160V161H133ZM155 160V159H154ZM163 160V161H164ZM171 160V159H170ZM5 160L4 159H1V162L3 163ZM56 161V160H55ZM59 161V162H60ZM65 161V160H64ZM64 161H62V162H64ZM150 161V160H149ZM156 161V160H155ZM158 161V160H157ZM156 161V162H157ZM243 161V160H242ZM6 162V161H5ZM5 162H4V164H5ZM52 162L54 163V165L52 164ZM58 162V161H57ZM58 162V163H59ZM98 162V163H99ZM113 162H114V159H113ZM123 162V161H122ZM136 162V161H135ZM159 163H160V165L159 164H156V165H159V168H160V166H164L165 167V164L164 163H166V162H169V161H164V163L163 164H161V162H160V160L158 161ZM2 163L0 164L1 166H2ZM10 163V162H9ZM25 163H27V162H25ZM34 163V162H33ZM47 163H49V164H47ZM57 163V164H58ZM67 163V162H66ZM109 163H110V165H109ZM118 163V162H117ZM152 163V162H151ZM7 164H8V162H7ZM21 164V165H20ZM51 164V165H50ZM139 164V163H138ZM169 164V163H168ZM182 164V163H181ZM201 164V165H202ZM208 163H206V165H207ZM240 164V163H239ZM10 165H12V164H10ZM53 165V167H51ZM59 165V164H58ZM128 165V164H127ZM135 166H136V163L134 164ZM167 165V164H166ZM171 166H172V164H170ZM174 165V164H173ZM177 165V164H176ZM176 165H175V167L174 166H172L173 168H176ZM179 165V164H178ZM177 165V166H178ZM243 165V164H242ZM6 166H9V165H6ZM17 166V167H18ZM41 166V168H39ZM44 166H43V168H44ZM129 166V165H128ZM135 166H132V167H135ZM138 166V165H137ZM142 166V165H141ZM162 166V167H163ZM168 166V165H167ZM180 166V165H179ZM60 167V166H59ZM126 167V166H125ZM131 167V166H130ZM156 167V166H155ZM170 167V166H169ZM207 166H205V168H206ZM236 167V166H235ZM32 168H31V170H32ZM61 168V167H60ZM142 168V167H141ZM158 168V169H159ZM167 169H168V167H166ZM204 168V170L206 171L207 170V168L205 169ZM239 167H237L236 169H238ZM243 168V167H242ZM6 169V168H5ZM118 169H119V171H118ZM126 169V168H125ZM134 169V168H133ZM145 169V168H144ZM155 169H157V168H155ZM161 169V168H160ZM162 169H164V168H162ZM171 169V168H170ZM235 169V171H237ZM18 170V171H17ZM131 170H132V168H131ZM135 170V169H134ZM138 170H139V168H138ZM138 170H137V173H138ZM199 170V169H198ZM41 171H44V172H42V174H41ZM123 171V170H122ZM142 171H143V169H142ZM157 171V170H156ZM155 171V172H156ZM161 171V170H160ZM167 171H169V170H167ZM177 171V170H176ZM0 172H1V170H0ZM19 173L20 175L22 174V176L24 177V179L25 180H23V178L22 177H20V175L19 174H17V173ZM127 172H130V171H127ZM133 172V171H132ZM158 172V171H157ZM169 172H171V170L169 171ZM168 172V173H169ZM208 172V170L206 171V173ZM239 172V171H238ZM264 172V171H263ZM4 173V174H3ZM124 173V172H123ZM126 173V172H125ZM134 173H136V172H134ZM141 172H139V174H140ZM166 173V172H165ZM175 173V172H174ZM177 173V172H176ZM205 172H204V174H206ZM231 173V172H230ZM8 174H11L12 176V178H14V180L15 179H17L15 182L14 181H12V179H11V177L9 178V177H7V175ZM17 174V175H16ZM34 174V175H33ZM130 174V173H129ZM133 174V173H132ZM150 174V173H149ZM148 174V175H149ZM160 174V173H159ZM164 174V173H163ZM235 174V173H234ZM264 174V173H263ZM72 175V176H71ZM134 176H135V174H133ZM138 175V174H137ZM155 175V174H154ZM209 175V174H208ZM8 176H10V175H8ZM18 178H17V177ZM130 176V175H129ZM133 176V177H134ZM147 176V175H146ZM166 176V175H165ZM173 176H175V175H173ZM210 176V175H209ZM246 176V175H245ZM254 176V175H253ZM73 178L74 177V179L73 180H71V181H73V184H72V182L70 183L68 180H69V178ZM131 177H132V175H131ZM148 177V176H147ZM157 177V176H156ZM202 177V176H201ZM262 177V176H261ZM8 178H9V180H8ZM130 178V177H129ZM162 178V177H161ZM256 178H258V177H256ZM260 178V177H259ZM258 178V179H259ZM199 179H201V178H199ZM211 179H212V177H211ZM254 179V178H253ZM252 179V180H253ZM4 180V182H2ZM8 180V181H7ZM129 180H131V178L129 179ZM202 180V179H201ZM251 180V181H252ZM256 180V179H255ZM12 182V184H10V185H12L11 187H9V184L7 185V183H5V182ZM75 181V182H74ZM134 181H136V180H134ZM193 181V180H192ZM203 181V180H202ZM235 181V180H234ZM246 181V180H245ZM260 181V180H259ZM263 181V180H262ZM127 182V183H126ZM131 182V181H130ZM190 182V181H189ZM194 182H197V181H194ZM198 182H199V180H198ZM211 182H212V180H211ZM211 182H209V183H211ZM242 182H243V180H242ZM241 182V183H242ZM253 183H255L254 181H252ZM131 183H133V181L131 182ZM130 183V184H131ZM203 183V182H202ZM245 183V182H244ZM253 183H251V184H253ZM198 184V183H197ZM232 184H235V183H232ZM239 184V183H238ZM243 184V183H242ZM241 184V185H242ZM134 185H135V182H134ZM133 185V186H134ZM204 185V184H203ZM212 185V184H211ZM216 185V184H215ZM236 185V184H235ZM244 185V184H243ZM245 185H248V184H245ZM262 185H263V183H262ZM125 186V187H124ZM131 186H132V184H131ZM233 188H234V186L233 185H231ZM240 186V185H239ZM248 186H251V185H248ZM127 187V189H125ZM135 187V186H134ZM214 187H217V186H214ZM214 187H212V188H214ZM242 187V186H241ZM163 188V187H162ZM212 188H211V190H212ZM218 188H219V185H218ZM232 188V189H233ZM257 188V187H256ZM261 188V187H260ZM122 189H123V191H122ZM136 189V188H135ZM134 189V190H135ZM237 189V187L235 186V190ZM239 189V188H238ZM241 189V188H240ZM255 189V188H254ZM258 189V188H257ZM124 190H126V192L124 191ZM220 190V189H219ZM219 190H218V192H219ZM235 190H233V191H235ZM243 190V189H242ZM214 191V190H213ZM223 191V190H222ZM221 190H220V192L219 193H222V195L220 194L219 195V197H221L222 196V199L223 200H225V201H223V207H224V203H226V205H225V207L227 208V209H229L230 208V211H228V221H226V222H228V223H226L227 225L229 224V226L230 227H232L233 225H234V227H236V229L234 228V230H235V232L234 233H232V239L231 240H235V238L234 237H236V243H237V241H239L240 240V236H241V233L242 232H240V230L239 229H241V227L242 226H247L246 224H248L249 222L247 221V220H249L250 221V219H251V216H253L252 214H254L255 212L257 213L258 211V216H261L262 217V215H263V217L261 218V217H259L258 218V222H260V224H261V219H263L264 218V213H263V211H260V208H258L257 206H258V203H257V201L259 202V205H261V203H264V202H261L262 200H261V197L260 196H262V195H259L260 193L259 192H257V193H250V191H249V194L247 193L246 194V196H243V194L241 193V192H235V193H237V195L239 194V193H241V194H239L238 196L239 197H236L235 195H234V197H235V199H238V204L236 203V202H234V205L233 206H229V205H227L228 203H230L229 201H232L233 199V193L231 192H229L230 194L229 195H231V197L232 198H230V199H232V200H230V199H226L224 196H226L225 194L226 193H224V192H222ZM263 191V190H262ZM85 192V193H84ZM130 192V188H129V191H128V193ZM131 192H133V191H131ZM217 192V191H216ZM216 192H215V194H216ZM223 193H224V195H223ZM10 194V195H11ZM127 194V193H126ZM125 194V196H127ZM129 194H133V193H129ZM138 194V193H137ZM139 195V194H138ZM228 195V196H229ZM245 195V194H244ZM132 196V195H131ZM131 196L130 195H128V197H126V199H124L125 201H128L129 199L128 198H130V202L132 203L131 204V206L132 205H134L135 203H133L132 201H133V199L134 198H136L135 196L136 195H133L132 196V198L133 199H131ZM139 197V196H138ZM138 197L136 198V199H138ZM218 197V196H217ZM227 197V196H226ZM230 197V196H229ZM102 198V197H101ZM107 198V197H106ZM105 198V199H106ZM121 198H123V199H121ZM140 198V197H139ZM228 198V197H227ZM264 198V197H263ZM1 199V198H0ZM97 199V200H96ZM121 199V200H120ZM220 199V198H219ZM259 199L261 200V201H259ZM3 200V199H2ZM100 200V199H99ZM118 200V201H117ZM132 200V201H131ZM135 200V199H134ZM227 200H229V201H227ZM1 201V200H0ZM4 201H5V199H4ZM97 201V202H96ZM103 201H104V199H103ZM128 201V202H129ZM136 201H138V200H136ZM136 201H134V202H136ZM221 201V202H222ZM233 201H235V200H233ZM6 202V201H5ZM8 202H6V204L8 203ZM105 202V201H104ZM127 202V204L128 205H130L129 203ZM141 202V201H140ZM139 202V204L141 205L140 206V209H142L141 207H144L143 206V203H140ZM228 202V203H227ZM99 203V202H98ZM5 204V203H4ZM3 204V205H4ZM5 204V205H6ZM104 204V203H103ZM121 204V203H120ZM120 204H116L117 206L118 205H120ZM219 204H221V203H219ZM2 204H0V206H1ZM8 206V205H7ZM9 206V207H10ZM105 206H107V204L105 205ZM127 206V205H126ZM136 208H137V206L136 205H134ZM220 206V205H219ZM221 206V207H222ZM2 207V206H1ZM9 207H8V210H9ZM10 207V208H11ZM94 207H96L97 208V210L95 211V209H94ZM104 207V206H103ZM103 207L101 208V209H103ZM115 207V206H114ZM119 207V206H118ZM134 207V208H135ZM146 207V206H145ZM144 207V210L146 209ZM241 208V210H240V208ZM105 208V207H104ZM126 208V207H125ZM124 208V209H125ZM129 208V207H128ZM263 208H264V204H263ZM263 208H261V210L263 209ZM2 209V212L4 213L5 212V214H6V211H4L5 210V207L3 206V208H1ZM4 209V210H3ZM7 209V208H6ZM105 209H107V208H105ZM110 209V208H109ZM108 209V210H109ZM113 209V208H112ZM112 209H111V211H112ZM114 209H116V208H114ZM114 209H113V211H112V213L113 212H116V211H114ZM124 209L122 210V211H124ZM130 210H132L133 211V208L132 207H130L129 208ZM139 209V207H138V210H140ZM235 209V210H234ZM238 209V210H237ZM243 209H245L244 211H243ZM127 210V209H126ZM125 210V211H126ZM137 210V211H138ZM143 210V209H142ZM142 210H140L141 211V213L143 212V214H144V211H142ZM181 210V209H180ZM180 210H178L179 212H180ZM224 210L226 211V209L224 208ZM100 211V210H99ZM105 211V210H104ZM129 211V210H128ZM127 211V212H128ZM135 211V213H137L138 214V212H140V211H138V212H136V209L134 210ZM147 211V210H146ZM223 211V210H222ZM224 211V212H225ZM233 211L235 212V213H233ZM237 211H241V212H237ZM251 211V212H250ZM255 211V212H254ZM120 212V211H119ZM119 212H118V214H119ZM100 213V212H99ZM103 213V212H102ZM105 213V212H104ZM106 213H108V212H106ZM106 213H105V215H106ZM135 213H133L134 215H135ZM141 213H139V214H141ZM147 212H145V214H146ZM222 213V212H221ZM220 213V214H221ZM248 215H247V214ZM251 213V214H250ZM0 214H1V210H0ZM101 214V213H100ZM100 214H99V216H100ZM125 214V213H124ZM128 214V213H127ZM131 214V213H130ZM137 215V216H139V220L137 219V217H136V219L138 220V222H142V219H144L145 217H144V215L142 214V216L141 215ZM177 214V213H176ZM215 214V213H214ZM225 214H226V212H225ZM235 214H238V215H235ZM243 215V217L245 218V219H242L241 218V216ZM249 214H250V216H249ZM114 215V214H113ZM129 215V214H128ZM199 215V214H198ZM211 215H213V214H211ZM218 215V214H217ZM222 215H224V214H222ZM257 214H254V216H256ZM99 216L97 215L95 218H93L94 220L97 218V220L99 219ZM101 216H102V214H101ZM131 216V215H130ZM201 216V215H200ZM216 216V215H215ZM220 216V215H219ZM238 216H239V220H238ZM249 218H248V217ZM253 216V218L251 219V221L253 220V219H255L256 217H254ZM119 217V216H118ZM117 217V218H118ZM125 217V216H124ZM127 217H129V216H127ZM211 217V216H210ZM214 217V216H213ZM226 216H224V218H225ZM0 218H1V215H0ZM104 218V217H103ZM115 218H116V216H115ZM216 218V217H215ZM218 218V217H217ZM216 218V219H217ZM220 218V217H219ZM221 218H222V216H221ZM261 218V219H260ZM93 219H91V221H92V223L91 224H94V220ZM101 219V218H100ZM113 219V218H112ZM214 219V218H213ZM223 219V218H222ZM226 219V218H225ZM257 219V218H256ZM114 220V219H113ZM124 220V219H123ZM129 220H131V219H129ZM136 220V221H137ZM198 220V219H197ZM200 220V219H199ZM203 220V219H202ZM219 220H221V219H219ZM219 220H218V224L222 221H220L219 222ZM236 220H238V221H236ZM241 220H242V224H241ZM243 220H244V223H243ZM2 221V220H1ZM90 221V220H89ZM90 221V222H91ZM96 221V220H95ZM117 221H119V219L118 220H116V222ZM126 221V220H125ZM210 221H211V223H213L212 222V220L210 219ZM210 221H208L209 223H210ZM214 221H216V220H214ZM253 221H254V223H253ZM252 221V225L254 224H258V222H257V220H253ZM262 221H264V220H262ZM6 222V221H5ZM16 222V221H15ZM14 221H13V223H15ZM99 222V221H98ZM102 222V221H101ZM113 222V221H112ZM116 222H113L114 224L116 223ZM146 222V220L143 222V223H145ZM197 222V221H196ZM234 222H236V223H234ZM248 222V223H247ZM255 222H257V223H255ZM4 223V222H3ZM176 223V222H175ZM194 223V222H193ZM201 223V222H200ZM216 223V222H215ZM214 223V224H215ZM234 223V224H233ZM264 223V222H263ZM77 224V227L78 226H80V225H78V223H76ZM79 224H81V223H79ZM87 224H85V226L87 225ZM95 224H96V222H95ZM95 224L93 225V226H95ZM135 224V223H134ZM222 224V223H221ZM236 224H237V226H238V228H237V226H236ZM244 224V225H243ZM8 224L7 223H5V224H3L2 226H7ZM12 225V224H11ZM16 225V224H15ZM99 225V224H98ZM137 225V224H136ZM173 225H174V223H173ZM193 225V227H194V229H196L197 230V228H195V226H194V224H192ZM197 225V224H196ZM212 225V224H211ZM242 225V226H241ZM264 225V224H263ZM88 226V225H87ZM87 226H86V228L85 229H88L89 228V226H91V225H89L88 226V228H87ZM219 226V225H218ZM222 226V225H221ZM229 226H228V228H229ZM248 226H250V224H248ZM80 227H82V226H80ZM79 227V228H80ZM176 227V226H175ZM199 227V226H198ZM83 228V227H82ZM91 228H93L92 226H91ZM91 228H89L90 230H91V233H92V236H94V231L96 230H94V231H92L93 229H91ZM95 228V227H94ZM113 228V227H112ZM2 229V228H1ZM75 229V228H74ZM78 229V228H77ZM97 229H98V227H97ZM101 229V228H100ZM103 230V228L100 230V231H102ZM105 230V229H104ZM231 230H233V229H231L230 228V231ZM233 230V231H234ZM2 231V230H1ZM86 231V230H85ZM100 231H97L96 230V235H95V237L96 236H98L97 238H99L98 239V241L99 242H97V243H99L100 244V247H99V252L101 253V255L103 254V246H105V244H106V246H107V243H105V241L104 240H102L103 242L101 243V241H100V239L102 238V239H106V237L108 236V235H105L106 237H104V234H101V236H100V234H98L97 235V232L98 233H100ZM88 232H89V230H88ZM103 233H104V231H102ZM101 232V233H102ZM192 232V231H191ZM198 232V231H197ZM5 233V232H4ZM15 234V233H14ZM74 234V233H73ZM105 234H107V233H105ZM234 234H236V235H234ZM1 235V234H0ZM75 235V234H74ZM73 235V236H74ZM103 235V236H102ZM237 235H240V236H238V237H240V238H237ZM244 235V236H243ZM245 235L246 234H244V233H242V236L244 237H242L243 239H245L246 237H245ZM16 236V235H15ZM14 237V236H13ZM12 237V239H14ZM104 237V238H103ZM111 237V236H110ZM147 237V236H146ZM145 237V238H146ZM0 238H2V237H0ZM5 238V237H4ZM97 238H96V240H97ZM108 238V237H107ZM198 237H196V239H197ZM231 238V237H230ZM16 239V238H15ZM201 239V238H200ZM107 240V239H106ZM109 240H111V238H109ZM108 240V241H109ZM195 240V239H194ZM198 241H199V238L197 239ZM242 240V239H241ZM10 241V240H9ZM13 242H14V240H12ZM73 241V242H72ZM108 241H106V242H108ZM205 240H203V242H204ZM217 241H218V239H217ZM220 241V240H219ZM2 242V241H1ZM16 242V241H15ZM14 242V243H15ZM16 242V243H17ZM110 242V241H109ZM202 242V241H201ZM235 242V241H234ZM52 243H53V245L55 246V249H56V252H55V250H54V248H50V247H52L51 245H52ZM96 243V244H97ZM105 243V244H104ZM190 243V242H189ZM195 243V242H194ZM197 243V242H196ZM204 243H206V241L204 242ZM203 243V244H204ZM211 243H213V242H211ZM221 243L222 242H216V243H214V245H215V248L216 247H219L220 245H221ZM224 243V242H223ZM222 243V245H224V247H226V246H228V245H226L225 246V244H223ZM230 243L231 242H229V246H228V248L231 246L230 245ZM233 243V242H232ZM231 243V244H232ZM244 243V242H243ZM248 243V242H247ZM246 243V244H247ZM250 243V242H249ZM253 242H251V244H249L250 246H253V244H252ZM256 243V242H255ZM254 243V244H255ZM8 244V243H7ZM10 244V243H9ZM25 244H28L29 246H26ZM199 244H201V243H199ZM199 244H197V245H199ZM239 245H240V243H238ZM11 245H13V244H11ZM15 245L16 244H14V247H15ZM185 245H189L188 243L187 244H185ZM202 245V244H201ZM208 245V244H207ZM210 245V244H209ZM213 245V246H214ZM244 245H245V243H244ZM98 246V245H97ZM105 246V247H106ZM123 246V245H122ZM5 247V246H4ZM111 247V246H110ZM117 247H120V246H117ZM191 247V245L189 246V248ZM204 247V246H203ZM208 247V246H207ZM221 247V246H220ZM224 247L222 248V250H221V258L224 256V257H228V256H226V254L224 253V252H226L225 250H223L224 249ZM232 247V246H231ZM230 247V248H231ZM241 247H244V246H241ZM241 247H240V249H241ZM7 248H8V246H7ZM11 248V247H10ZM107 248H108V246H107ZM113 248V247H112ZM120 248H122V247H120ZM188 248V247H187ZM188 248V249H189ZM195 248V247H194ZM193 248V249H194ZM209 248V247H208ZM235 248H237L238 249V247H235ZM9 249V248H8ZM50 249H53V253H56V256L54 255V256H52L51 254H52V252L50 253ZM115 249H119V248H116V244H115ZM226 249V248H225ZM233 249V251L235 250L236 251V249H234V248H232ZM239 249V250H240ZM18 250V249H17ZM21 250V251H22ZM114 250V249H113ZM123 250V249H122ZM187 250V249H186ZM195 250V249H194ZM199 250V249H198ZM4 251V250H3ZM2 251V252H3ZM21 251H19V252H21ZM104 251H106L105 250V248H104ZM197 251V250H196ZM201 251V250H200ZM216 251V250H215ZM230 251V250H229ZM0 252H1V250H0ZM18 252V253H19ZM50 253V255H51V259H50V257H48V256H50L49 254H48V256H47V253ZM108 252H110V250L108 251ZM186 252V251H185ZM190 252V251H189ZM195 252V251H194ZM203 252V251H202ZM217 252V251H216ZM215 252V253H216ZM242 252V251H241ZM6 253V252H5ZM17 253V254H18ZM100 253H98V256H99V254ZM106 253H107V251H106ZM111 253V252H110ZM108 253V255L106 256V257H104L103 256V258H105L103 261H106L105 263L104 262H102L103 264H111V263H115L114 262V260H115V258L113 257V262L111 261V259H110V255L111 254H113V253ZM169 253H171V252H169ZM192 253V252H191ZM190 253V254H191ZM229 253V252H228ZM227 253V254H228ZM233 253H235V252H233ZM2 254V253H1ZM16 254V255H17ZM20 254V253H19ZM110 254V255H109ZM116 254V253H115ZM189 254V253H188ZM193 254V253H192ZM208 254H210V252L208 253ZM212 254V253H211ZM213 254H214V252H213ZM219 254V255H220ZM224 254V255H223ZM237 254V253H236ZM243 254H245V253H243L242 252V256L241 255H239L240 257H243ZM104 255V254H103ZM194 255H196V254H194ZM199 255V254H198ZM204 255V254H203ZM215 255V254H214ZM230 255H233V257H234V254H232V251H231V253H230ZM248 254H246L245 256H247ZM250 255V254H249ZM248 255V257H244V258H247V260L246 261H248V262H246L247 264L250 262L251 263V261H252V263L251 264H253V262H254V264H255V261H256V263L258 262L257 260H254L255 258H251V256H249ZM27 256H26V258H27ZM111 256H113V255H111ZM116 256V255H115ZM188 256V255H187ZM186 256V257H187ZM192 256V255H191ZM197 256V255H196ZM216 256V255H215ZM238 255H235V257L236 258H239V256L237 257ZM52 257H55L54 258V261L56 262H54V263H52L53 261H52ZM57 257H59V258H57ZM123 257V256H122ZM190 257V256H189ZM195 257V256H194ZM224 257H223V259H224ZM234 257V258H235ZM99 258V257H98ZM112 258V257H111ZM151 258V257H150ZM193 258V257H192ZM216 258V257H215ZM215 258H212V259H215ZM221 258H219V259H221ZM244 258H239V259H244ZM251 258V259H250ZM42 259V260H43ZM49 259V260H48ZM100 259H102V258H100ZM107 259V260H106ZM118 259V258H117ZM120 259V258H119ZM119 259H118V261H119ZM147 259V258H146ZM218 258H217V260H219ZM238 259V260H239ZM254 261H253V260ZM59 260H58V263L57 264H59ZM148 260V259H147ZM147 260H146V262H147ZM216 260V259H215ZM222 260V259H221ZM237 260V264H246V263H242V262H240L239 263V261ZM245 260L243 261V262H245ZM250 260V261H249ZM51 261V262H50ZM101 262H100V264H101ZM119 262H121V261H119ZM119 262H116V263H118L119 264ZM149 262V261H148ZM81 262H79L78 264H80ZM115 263V264H116ZM77 264V263H76ZM97 264V263H96ZM120 264H122V263H120ZM149 264V263H148ZM155 264V263H154ZM157 264H160V263H157Z\"/></svg>","mask_w":264,"mask_h":264}]
</instances>
